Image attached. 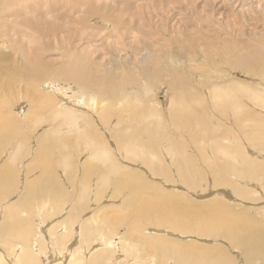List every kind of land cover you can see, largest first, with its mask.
Instances as JSON below:
<instances>
[{
	"label": "bare ground",
	"instance_id": "obj_1",
	"mask_svg": "<svg viewBox=\"0 0 264 264\" xmlns=\"http://www.w3.org/2000/svg\"><path fill=\"white\" fill-rule=\"evenodd\" d=\"M93 1V0H92ZM92 1L90 0H0V61H4V63L0 64V92L3 93V89L6 86L3 82L5 81V77L9 78V92L7 93V96H4L3 98H5V100H2L3 98L0 99V106H2V108H0V112L2 111V109L6 110L8 112H11V116H12V110L15 107L14 101L16 102L15 99H18L19 97L22 98H28L30 96V92H29V96L25 97V93L18 91V89L16 90L14 86L11 85V81L14 78V76H17L18 78H20L21 80H27L29 78L33 79V82L35 83V85L33 86V96L36 95L38 97H40L43 102L48 105V106H52L54 107V104L57 106V110L58 108H60L59 111H56L55 113V118H58L59 116H62V118L64 119L63 122L67 121L69 123V126L67 127L68 132H73V126L74 125H79V119L81 118V116H87L86 111L83 110V106H86L87 104L93 108L94 104L96 103L94 98H91L90 101L88 99V97H86V94L80 96L78 99L73 98L71 96L69 97H63V94H65L66 92L64 91V85H61V82H56V81H52L50 83L46 82L43 85H45V89L46 91H41V89H38V85L45 81H47L48 78H53L54 76H56V72L58 71V69L52 70L50 67V63L51 61L55 62V60L57 58H54L53 55H56V51L58 47H56V51L53 50L51 48V46L49 47H44V41L43 38L41 36L42 33L44 32H50V33H58L59 37L61 40L60 41H55L57 42V44L61 47L63 44L62 39H64L65 37V33H67L68 35H73L72 39H68V40H72L70 43L68 42L67 46L65 47V49L67 50V52H65V50L61 49V54H67L69 56L68 60L64 62V64L61 66V72L63 75V77H60L63 80H70L73 83L76 84L75 88H81V89H93L94 92L97 95H101V93H103L105 90L109 91L111 90L114 95L111 99L106 98V97H100L98 98L99 102L98 105L96 104V107H101L104 104L108 105H112V106H124L126 104H128V99L129 97L127 96H131L132 92L128 93V91H135L137 93L142 94L141 92L146 90L148 92H150V89L152 90V81L154 79V70L155 69H148L146 68V66H148L151 63V59L152 56L155 55V52L158 50L155 48L159 45H162L161 47H163V43L165 42L164 39L162 38H158L157 36H155L154 40H151L152 38H150V41H147V38L145 40H139L138 36L141 37H146L149 35H153L154 31L155 33L159 32V28L160 23H159V16L163 15V12L165 14L171 13L170 16H166L167 19L172 20V30L174 32V27L175 25H177V28H180L179 26L181 25V20L179 21L180 25L178 24V21L176 20V15H177V11H181V15L183 14V18L186 17L187 20L186 22L182 25L186 28L188 33L191 26H189V22H191L192 18L190 17L192 14V11H190L191 13L187 12V10L190 8H195L196 10V5L195 3L197 2V0H113L116 2V5H113L111 7H104V6H100V5H96L93 6V4H89ZM97 1L96 4H100V2L104 1V0H95ZM105 1H109V0H105ZM146 1V3H144ZM147 1H149V3H147ZM151 1V2H150ZM207 2V4H210V7H207V10H209L211 8V11L208 12V14L210 13L212 21H214L213 23L211 21L206 22L207 24H201L199 21V23L201 24V26H197L198 22H196L197 25H194L195 28L199 27L203 30L202 26L208 27V29H212V30H218V35L213 36L214 41L217 42L218 39L221 42V46L228 48V49H233L236 50V54L235 55L233 53L232 56L230 53H225L223 58L225 59L224 62H227L228 64H230L232 67H239L240 65H244L247 66L248 64H251L253 62L251 61H255L256 59H263L264 58V0H205ZM94 2V1H93ZM141 2H143L144 4H148L149 8V16H145L143 15V12L140 10V6H141ZM198 2H200L198 0ZM203 2V1H201ZM200 2V3H201ZM205 2V3H206ZM111 3V2H110ZM202 4V3H201ZM64 5V6H63ZM91 5V6H90ZM98 6L101 9H97ZM107 6H109V4H107ZM113 9H110L112 7H114ZM64 7L65 10H63L62 8ZM87 8L86 12L83 13H87V15L92 16L94 18V14H98L100 15L102 18H96L94 20H97L98 24H95L97 26V28H99L102 32L104 30H108V28L110 27L113 30H109L111 31H115L113 36V42H111L110 44V49L108 51H106L105 47H99V48H95L92 47L89 42L85 43L84 46L81 45L78 46L74 45L73 43L76 44L77 39L76 36L80 31V35H82L85 31H87L88 29L92 30L94 29V27H92L89 23H91V21L89 22L87 15H84L76 20L75 18L71 17L75 14V13H79L80 8ZM147 7V6H146ZM199 8V7H197ZM61 9L63 11H61ZM98 11H95V10ZM204 9V8H203ZM202 8L200 10H203ZM104 10V11H103ZM188 10V11H189ZM192 10V9H191ZM244 10L248 13V16H253L252 20L253 21V28H241V24L238 26L236 25L237 21L234 19H228V17H232V18H240L238 17L239 15H242L244 13ZM194 11V10H193ZM70 12V16L69 13ZM196 13H198L197 11H195ZM213 12V13H212ZM179 14V13H178ZM205 14V13H204ZM203 14V16H204ZM223 14L224 16L222 17V21H216L215 18H218L217 15ZM78 15V14H77ZM207 15V14H206ZM244 17V15H242ZM179 17V16H178ZM193 17V15H192ZM260 18V21L258 20V18ZM181 18V17H180ZM194 18V17H193ZM208 18V17H206ZM220 18V17H219ZM254 18V19H253ZM71 19V20H70ZM164 19V18H163ZM185 19V18H184ZM210 19V17H209ZM214 19V20H213ZM248 19V18H247ZM251 19V18H250ZM249 19V20H250ZM176 20V22H175ZM197 20V19H196ZM223 20H226V23H222L224 22ZM239 20V19H238ZM93 21V19H92ZM169 21V20H168ZM193 21V20H192ZM236 21V23H235ZM251 21V20H250ZM176 23V24H175ZM195 23V21H194ZM193 24V22H192ZM191 24V25H192ZM224 24V25H222ZM247 24V23H246ZM72 27V29L70 28V26ZM225 25H230V26H235L237 27V29L235 30H231L232 28H230V26H228L227 28H224L225 30L222 31V26ZM248 25V24H247ZM86 26V27H85ZM109 26V27H108ZM157 26L159 27L158 29ZM164 26V24H163ZM183 26L181 28H183ZM193 26V27H194ZM77 27V28H76ZM249 27V26H248ZM87 28V29H86ZM230 28V29H228ZM207 29V28H206ZM88 30V32H89ZM98 30V29H97ZM96 30V31H97ZM156 30L158 32H156ZM194 30V29H193ZM199 30V29H198ZM166 31V29H165ZM179 32L181 31L180 29L178 30ZM182 31H184L182 29ZM181 31V32H182ZM185 31V32H187ZM222 31V32H221ZM248 31V32H247ZM95 32V31H94ZM99 32V31H98ZM97 32V33H98ZM192 32V31H190ZM211 31L209 30V33ZM108 33V32H107ZM105 36L106 41L111 39V35H107ZM162 33V32H161ZM167 33V32H166ZM174 33H178L177 30ZM182 32V37L180 35L175 34L174 37H171L172 40L174 41L172 45V47H177V48H181L183 49V52L181 53L179 50L175 52H172L171 56L172 57H176L178 55H181L182 58L185 57V42L188 44V46H191L192 43H194V39L191 38V36L187 35V33ZM208 33V32H207ZM205 33V34H207ZM101 34V33H100ZM117 34L119 35V37L117 36ZM168 34V33H167ZM192 34V33H191ZM222 34V36H221ZM249 34V35H248ZM48 35V34H47ZM89 35V34H88ZM99 35V34H98ZM187 35V36H186ZM199 35V34H198ZM84 37V35H82ZM86 36V35H85ZM162 36V35H161ZM219 36V37H218ZM71 37V36H70ZM154 37V36H153ZM163 37V36H162ZM198 37V36H196ZM204 37V35H202V38ZM100 38V37H99ZM169 38V37H168ZM194 38V36H193ZM209 38V37H208ZM212 38V39H213ZM53 39V38H52ZM66 39V38H65ZM198 39V38H197ZM204 39V38H203ZM39 40L42 42L39 43ZM102 40V39H101ZM149 40V39H148ZM211 40V39H210ZM233 40H235L234 42H238V44L233 45ZM53 41V40H52ZM66 41V40H64ZM74 41V42H73ZM83 41V40H82ZM164 41V42H163ZM168 41V40H167ZM198 41V40H197ZM48 42H50L48 40ZM96 42V41H95ZM94 42V43H95ZM213 42V41H212ZM212 42H208V44H211ZM33 43H38L41 44V46H35ZM67 42H65L66 44ZM171 43V42H170ZM199 44V42H197ZM196 43V44H197ZM218 43V42H217ZM216 43V44H217ZM242 45H240V44ZM52 44V43H51ZM81 44V43H80ZM79 44V45H80ZM92 44V43H91ZM200 44L205 47L206 43L202 40L200 41ZM215 44V46H217ZM50 45V44H48ZM97 45V44H96ZM99 45V44H98ZM214 45V44H213ZM237 45H240L241 48L243 47H254L255 46V50H249L248 51H243L240 50ZM47 46V45H46ZM104 46V44H103ZM199 46V45H198ZM108 47V46H107ZM171 47V48H172ZM214 47V46H213ZM158 48V47H157ZM166 48V47H164ZM164 48L162 50H164ZM201 48V47H199ZM214 48H218V47H214ZM173 49V48H172ZM195 49V48H193ZM208 49V48H206ZM224 49V48H223ZM200 50V49H199ZM218 50V49H217ZM229 50V51H231ZM161 51V50H160ZM170 51V49H169ZM201 51V50H200ZM204 51V50H203ZM206 51V50H205ZM216 51V50H214ZM222 51L221 49H219V51L216 52V55L219 57H222ZM91 52H98V54L104 55L103 57H98V58H92L90 60H88V58L90 57L88 54V57L86 56L87 53ZM101 52V53H99ZM159 52V51H158ZM213 52V51H212ZM211 52V53H212ZM233 52V51H232ZM167 53V52H166ZM205 53V52H203ZM215 53V52H214ZM59 54V52L57 53ZM59 54V56L61 55ZM95 54V53H94ZM93 53L91 54L94 55ZM160 54V53H159ZM165 54V52H164ZM194 54V53H193ZM206 54V53H205ZM208 54V53H207ZM213 54V53H212ZM209 55V54H208ZM67 56V57H68ZM80 56V57H79ZM84 56H86L84 58ZM156 56V55H155ZM165 56V55H164ZM169 56V55H168ZM206 56V55H205ZM82 57V58H81ZM167 56H165L166 58ZM187 57V56H186ZM208 57V56H207ZM211 57V56H210ZM66 58V57H65ZM85 59V60H83ZM160 59V60H159ZM162 58H158L159 62L161 61ZM62 60V57H61ZM65 60V59H64ZM5 61L7 63H5ZM87 61H92V63L94 64L93 69H90L88 71V64ZM165 61H167L165 59ZM196 61V60H195ZM60 62V61H58ZM129 63V65H127ZM149 63L144 65L145 63ZM156 61H154L155 63ZM164 62V61H163ZM251 62V63H248ZM248 63V64H247ZM163 64V63H162ZM257 64V63H256ZM255 64V65H256ZM87 65V66H86ZM152 65V63H151ZM156 65V64H154ZM259 65V64H258ZM257 65V66H258ZM91 66V65H90ZM89 66V67H90ZM161 66V65H160ZM189 66V65H187ZM191 66H194V64ZM253 68V65H250V68ZM92 67V66H91ZM146 69H145V68ZM206 67V66H204ZM141 68V69H138ZM157 68V67H156ZM164 68V67H162ZM190 68V66H189ZM192 68V67H191ZM195 68V67H193ZM240 68V67H239ZM135 69H137V72L139 73L140 77H137L136 79L133 78L132 76L129 75L130 71H134ZM207 69V67H206ZM244 69V68H243ZM248 69V68H247ZM116 70H121V72H125V74H121V73H115ZM147 71L148 77L147 79H149V82H146L144 80V76L147 75L145 74V72ZM164 70V69H163ZM191 70V69H190ZM197 70V69H196ZM246 70V68H245ZM136 71V70H135ZM206 71V70H205ZM242 71V70H240ZM248 71V70H247ZM166 72V71H165ZM168 72V71H167ZM166 72V73H167ZM203 72V71H202ZM208 72V71H207ZM249 72V71H248ZM50 73H53L55 75L53 76H47ZM58 73V72H57ZM161 73L163 74L162 70H157V74ZM206 73V72H205ZM254 73V72H253ZM133 74V73H132ZM156 74V75H157ZM165 74V73H164ZM169 74V75H168ZM168 76H170L169 81L167 80L166 82V88L167 91H169L170 93V97L174 99V95L172 92L177 91L178 95L180 94L181 96L184 94H188L189 98L191 99L190 104H193V98L194 95L193 93H195L196 91L199 90L198 87H196L194 84H199L200 82H196L194 81L193 77L190 75V77H187V79L185 78V72L184 71H179L178 73H176V71H170L168 72ZM209 74V73H208ZM59 75V74H58ZM57 75V77H58ZM69 75L71 77H69ZM138 75V76H139ZM189 75V74H188ZM227 75V74H226ZM251 75V74H250ZM254 75V74H253ZM256 75V74H255ZM88 76V77H87ZM135 76V75H134ZM211 76V75H209ZM214 76V74H213ZM223 76V74H222ZM221 76V77H222ZM68 77V78H65ZM87 77V78H84ZM128 77V78H127ZM157 77V76H156ZM155 77V78H156ZM208 77V76H207ZM7 78V79H8ZM122 79V82H121ZM165 79V78H164ZM16 80V79H15ZM52 80V79H51ZM157 80V79H155ZM166 80V79H165ZM179 81V83L176 82ZM184 80V81H183ZM255 80V79H253ZM14 81V80H13ZM18 81V80H17ZM59 81V80H58ZM107 82L111 88L109 86L104 85V82ZM192 81H194L192 83ZM259 81V80H258ZM23 82V81H22ZM32 82V81H31ZM31 82H27L26 84V88H29V86H32ZM119 82H121V84H119ZM227 82V81H225ZM230 82V81H229ZM248 82V81H247ZM257 82V80H256ZM17 83V82H16ZM69 83V82H68ZM189 84L187 86V84ZM238 83V82H237ZM235 82V84H237ZM74 84V85H75ZM224 85V83H222ZM264 84V83H263ZM165 85V84H164ZM176 85H179L176 87ZM18 86V84H17ZM134 86V87H131ZM215 86V85H214ZM213 86V87H214ZM218 86V85H216ZM219 86L221 87V85L219 84ZM44 87V86H43ZM70 87V86H69ZM126 87H131V88H126ZM223 87V86H222ZM234 87V86H233ZM232 87V89H233ZM236 87V86H235ZM247 87V86H246ZM6 88V87H5ZM22 88V87H21ZM25 88V89H26ZM72 88V87H70ZM133 88V89H132ZM206 88V87H205ZM218 88V87H217ZM238 88V87H237ZM32 90V88H30ZM222 89V88H221ZM229 89V88H228ZM240 89V88H239ZM40 90V91H39ZM220 90V89H219ZM231 90V89H229ZM76 91V90H75ZM85 91V90H84ZM154 92V90H152ZM216 91V90H215ZM221 91V90H220ZM227 91V90H226ZM32 92V91H31ZM239 92V91H237ZM20 93V94H19ZM28 93V92H27ZM168 93V94H169ZM199 93V92H198ZM204 93V92H203ZM216 93V92H215ZM73 94V93H72ZM71 94V95H72ZM207 94H209L207 92ZM218 94V93H217ZM228 94V93H227ZM231 94V93H230ZM236 94V93H235ZM261 94H264V92L262 91ZM1 95V94H0ZM28 95V94H26ZM32 95V94H31ZM89 95V94H87ZM139 95V94H138ZM179 95V96H180ZM193 95V96H192ZM229 95V94H228ZM241 95V94H239ZM74 96V95H73ZM108 96V95H107ZM185 96V95H184ZM201 96V95H200ZM226 96V95H225ZM236 96V95H235ZM260 96V97H259ZM91 97V96H90ZM214 97V96H213ZM220 97V96H219ZM222 97V96H221ZM229 97V96H227ZM259 97L258 101H261L264 103V98L261 97V95L255 93V98ZM264 97V96H263ZM20 98V99H22ZM30 98V97H29ZM105 98V99H104ZM116 99L117 105H113V99ZM136 98V97H135ZM134 98V99H135ZM143 98V97H142ZM177 98V97H176ZM175 98V99H176ZM184 99V97H182ZM199 98V97H198ZM206 98V97H205ZM236 100V97H234ZM100 99H104L106 101H102ZM167 99V98H166ZM178 99V98H177ZM176 99V100H177ZM202 99V98H201ZM208 99V98H207ZM218 99V98H217ZM224 99V98H221ZM219 99V100H221ZM229 99V98H228ZM227 99V100H228ZM232 99V98H231ZM19 100V99H18ZM31 100V98H30ZM29 100V101H30ZM63 100V102H62ZM133 100V99H132ZM188 101V99H186ZM199 99H197L198 101ZM203 100V99H202ZM230 100V99H229ZM144 101V100H143ZM165 101V98H163V102ZM201 101V100H199ZM231 101V100H230ZM20 102V101H19ZM31 102V101H30ZM133 102V101H132ZM142 102V101H140ZM163 102H161V104H163ZM194 102V101H193ZM202 102V101H201ZM232 102V101H231ZM260 102V103H261ZM18 103V101H17ZM40 103V102H39ZM42 103V102H41ZM79 103H83V106H80ZM145 103V101H144ZM153 103V102H152ZM169 103H171L170 105H172L173 101H170ZM175 103V102H174ZM177 103V102H176ZM182 103V102H181ZM196 103V101H195ZM200 103V102H199ZM218 103V102H217ZM228 103V102H226ZM259 103V102H258ZM14 104V105H13ZM36 103L34 102V105ZM38 104V102H37ZM157 104L160 103H153V105H155L153 108L155 110H158L159 114L156 116V118L162 119L163 123H166L167 120L169 122H167L168 124H176V119L172 118L171 116V112L167 111V109L162 110L161 108H159V106ZM179 105L180 102L178 103ZM188 104V103H187ZM210 104V103H209ZM262 104V103H261ZM13 105V106H12ZM28 105V104H27ZM44 105V104H43ZM42 105V106H43ZM194 105V104H193ZM201 105V104H200ZM256 105V104H255ZM258 105V104H257ZM19 106H23V104H19ZM17 106V107H19ZM25 106V105H24ZM32 106V105H31ZM39 106V105H38ZM56 106L54 108H56ZM145 106V105H144ZM143 106V107H144ZM183 106V105H182ZM181 106V107H182ZM189 106H187L188 109ZM202 106V105H201ZM226 106L227 105H223ZM259 106V105H258ZM44 107V106H43ZM74 107H79L78 109H75ZM108 107V106H107ZM138 107V106H137ZM180 107V108H181ZM200 107V106H199ZM204 107V106H203ZM206 107V106H205ZM46 108V106L44 107ZM52 108V109H54ZM186 108V107H184ZM186 108V109H187ZM202 108V107H200ZM228 108V107H227ZM260 108V106H259ZM23 109V108H22ZM27 109V108H25ZM94 109V108H93ZM141 109V108H139ZM226 109V108H224ZM233 110L235 109L232 108ZM245 107L242 108H238L236 110H234L236 112V115L238 116V118H241L240 116L242 114H246V112L244 111ZM10 110V111H9ZM38 110V109H37ZM97 110V109H96ZM205 110V109H204ZM230 110V109H229ZM25 110H19L17 111L16 115L21 117L22 112H24ZM28 111V110H27ZM41 111V110H39ZM51 111V110H49ZM55 111V110H54ZM101 111L103 112V109L101 107ZM107 111V110H106ZM140 111V110H139ZM201 111V109L199 110ZM219 111V110H218ZM232 111V112H234ZM256 111V110H255ZM114 112V111H113ZM143 112V111H142ZM191 116L193 115V111L191 110ZM5 113V114H6ZM88 113V112H87ZM109 113V112H108ZM4 114V112H3ZM24 114V113H23ZM41 114V113H39ZM48 114V113H47ZM104 114V113H103ZM112 114V113H111ZM143 115H145L144 113H142ZM141 114V115H142ZM2 115V114H1ZM0 115V143L4 140H6L8 138H13L16 137L18 134H20L21 131V124L18 122L16 124V117L13 119L15 120V127L13 128V123H12V118L10 116L11 120V125L10 123L7 122V120L5 121L4 117H2ZM10 115V113H9ZM9 115H7L9 117ZM14 115V114H13ZM99 115L100 112H99ZM115 117H116V124H120L121 122H124L125 120L121 117V114L117 111L116 113H114ZM148 115V113H147ZM153 115V114H152ZM216 115V114H215ZM31 115H29V118L32 119L30 117ZM33 116L36 117V115L33 114ZM182 116V115H181ZM186 116V115H185ZM24 117V115H23ZM34 117V120H35ZM46 117V116H45ZM44 117V118H45ZM175 117V116H174ZM187 117V116H186ZM223 117V116H222ZM7 118V117H6ZM41 118V117H40ZM40 118L38 119L40 121ZM47 118V117H46ZM60 118V117H59ZM61 118V119H62ZM102 118V117H100ZM177 118V117H176ZM192 118V117H191ZM195 118V115L194 117ZM202 118V117H201ZM207 118V117H206ZM233 118V116L231 117ZM18 119V118H17ZM24 119V118H23ZM26 120H28L27 118H25ZM87 119V118H85ZM114 119V118H113ZM112 119V120H113ZM179 119V118H178ZM177 119V120H178ZM246 119V117L244 118ZM250 119V118H249ZM248 119V120H249ZM26 120H24L26 122ZM37 118L35 120V124L37 123L36 121H38ZM43 120V119H42ZM142 120V119H141ZM140 120V121H141ZM148 120V119H147ZM189 120V119H188ZM219 120V118L217 119ZM228 120V119H227ZM247 119L245 121H248ZM19 121V119H18ZM23 121V122H24ZM38 121V122H39ZM155 121V120H154ZM182 121H185L184 119ZM200 121V120H198ZM221 121V120H219ZM238 121V120H237ZM242 121V120H241ZM261 121V119H260ZM21 122V121H20ZM28 122V121H27ZM30 122V120H29ZM53 122V121H52ZM55 122V121H54ZM60 122V121H59ZM89 122V121H87ZM134 122V121H133ZM157 122V121H156ZM187 122V121H186ZM22 123V122H21ZM31 123V122H30ZM29 123V124H30ZM40 123V122H39ZM140 123V122H138ZM137 123V124H138ZM179 123V122H178ZM183 123V122H182ZM191 123V122H190ZM243 123V122H242ZM247 123V122H246ZM252 123V122H250ZM33 124V121H32ZM33 124V127L34 125ZM92 124V123H90ZM106 124V123H105ZM112 124V123H111ZM142 124V123H141ZM140 124V125H141ZM157 124V123H156ZM186 124V123H185ZM183 123V126L185 125ZM239 124V123H238ZM253 124V123H252ZM251 124V125H252ZM263 124V123H262ZM37 125V124H36ZM159 125V124H158ZM164 125V124H163ZM162 125V126H163ZM169 125V126H170ZM234 125V124H233ZM248 125V124H247ZM254 127L256 126L255 124H253ZM259 125V124H258ZM4 126L5 129L6 127H9V129H11L12 131L15 130V134L14 132L12 133L11 130L9 131L8 129L4 130ZM11 126V128H10ZM28 126V125H27ZM41 126V124H40ZM56 126V125H55ZM103 126V125H102ZM107 126V125H106ZM151 126V124H150ZM192 126V124H191ZM190 126V127H191ZM197 126V125H196ZM227 126V125H226ZM250 126V124H249ZM264 126V125H263ZM23 127V125H22ZM51 127V126H50ZM49 127V128H50ZM65 127V126H63ZM99 127V126H97ZM144 127V126H143ZM165 127V126H164ZM175 127V126H174ZM198 127V126H197ZM240 127H244L243 124L240 125ZM251 127V126H250ZM260 127V126H259ZM258 127V128H259ZM26 128V127H25ZM32 127H30L31 129ZM39 128V127H38ZM81 128V127H80ZM78 127V129H80ZM84 128V127H83ZM91 128V127H90ZM105 128V127H104ZM115 129V127H113ZM149 128V127H148ZM161 128V127H160ZM163 128V127H162ZM171 128V127H169ZM178 128V126L176 127ZM223 128V127H222ZM249 128L248 126H246V129ZM56 129V128H55ZM61 129V128H60ZM111 129V128H110ZM122 129V128H121ZM183 129V128H182ZM188 129V128H187ZM201 129V128H200ZM207 129V128H206ZM205 129V130H206ZM232 129V128H231ZM252 129V128H251ZM257 129V128H256ZM260 129V128H259ZM33 130V129H31ZM48 130V129H47ZM63 130V129H62ZM90 130V129H89ZM175 130V129H174ZM172 130V131H174ZM193 130V129H191ZM195 130H197V128H195ZM203 130V129H201ZM209 130V129H208ZM230 130V128H229ZM243 130V129H242ZM253 130V129H252ZM162 131V129H161ZM228 131V130H227ZM237 131V130H236ZM245 131V130H244ZM260 131V130H259ZM53 132V131H52ZM51 132V133H52ZM80 133L82 132V129H80L79 131ZM85 132V130H84ZM82 132V133H84ZM108 132V131H107ZM127 132V131H126ZM131 132V131H130ZM239 132V131H238ZM243 132V131H241ZM240 132V133H241ZM249 132V131H248ZM43 135L42 137L40 136L39 139H44L46 137V133L47 132H42ZM41 133V134H42ZM54 133V132H53ZM60 133V132H59ZM87 133V131L85 132ZM92 133V132H91ZM95 133V132H94ZM116 133V132H115ZM119 133V132H118ZM117 135H111V137H114L115 139L118 140H122L123 136L118 134ZM123 133V132H122ZM173 133V132H172ZM177 133V132H176ZM182 133V131H181ZM192 133V132H191ZM255 133V132H254ZM72 134V133H71ZM70 134V135H71ZM78 134V133H76ZM96 134V133H95ZM126 134V133H125ZM141 134V133H139ZM145 134V133H143ZM159 134V133H158ZM22 135V134H20ZM38 135V134H37ZM36 135V136H37ZM49 135V134H48ZM52 135V134H50ZM55 135V134H53ZM59 135V134H58ZM66 135V134H64ZM81 135V134H80ZM136 135V134H135ZM161 134H159L160 137ZM186 135V133H185ZM189 135V134H188ZM19 136V135H18ZM24 135H22L21 137L23 138ZM62 136V135H61ZM168 136V135H167ZM171 136V135H170ZM233 136V135H232ZM241 136V135H240ZM244 136H246L244 134ZM250 136V135H249ZM260 136V135H259ZM34 137V136H33ZM38 137V136H37ZM37 137H35V140L37 139ZM51 137V136H50ZM71 137V136H70ZM81 137V136H80ZM128 137V136H127ZM176 137V136H175ZM183 136H181L182 138ZM206 137V136H205ZM204 137V138H205ZM235 137V136H234ZM237 138L239 137L238 135L236 136ZM251 137V136H250ZM21 138V140H22ZM26 138V137H25ZM48 138V137H47ZM61 138V137H60ZM68 138V137H67ZM94 138V137H93ZM97 138L101 139L103 144H107V141H104L100 131L97 129ZM126 138V137H125ZM130 138V135H129ZM138 138V136H137ZM147 138V137H146ZM177 138V137H176ZM201 138V137H199ZM208 138V136H207ZM245 138V137H244ZM63 139V137H62ZM66 139V138H65ZM76 139V138H75ZM83 139V138H82ZM114 139V140H115ZM161 139V138H159ZM247 139V138H245ZM254 139V138H253ZM25 140V139H24ZM60 140V139H59ZM141 140V139H140ZM163 141V139H161ZM182 140V139H181ZM184 140V139H183ZM188 140V139H187ZM233 140V139H232ZM231 140V141H232ZM257 140V139H256ZM16 141V140H15ZM20 140H17L16 142H19ZM38 141V139H37ZM69 141V140H68ZM76 141V140H71ZM79 141V140H78ZM91 141V140H90ZM132 141V140H131ZM136 140H134L135 142ZM154 141H157L154 140ZM178 141V140H177ZM193 141V140H191ZM28 142V141H27ZM36 142V141H35ZM88 142V141H87ZM110 143H112V141H109ZM119 142V141H118ZM145 142V141H144ZM153 142V141H152ZM159 142V141H158ZM166 142V140H165ZM184 142L186 144V141H181ZM180 142V143H181ZM195 142V140H194ZM197 142V141H196ZM241 142V141H240ZM253 142V141H252ZM262 142V141H261ZM264 142V141H263ZM262 142V143H263ZM29 143V142H28ZM39 143V142H38ZM44 143V142H42ZM56 143V142H55ZM71 143V142H70ZM75 143V142H74ZM73 143V144H74ZM121 143V142H120ZM154 143V142H153ZM179 143V144H180ZM205 143V142H204ZM214 143V142H213ZM228 143V141H227ZM239 143V142H238ZM8 144V143H6ZM47 144V143H46ZM64 145L65 147H63V149H67V147H69L70 145L68 144V142H61V145ZM85 144V143H84ZM132 144V143H131ZM130 144V145H131ZM136 144V143H135ZM151 144V143H150ZM171 144V142L169 143V145ZM194 144V143H193ZM203 144V143H202ZM201 144V145H202ZM211 144V143H210ZM240 144V143H239ZM255 144V143H254ZM258 144V143H257ZM264 144V143H263ZM1 145V144H0ZM3 145V144H2ZM5 145V144H4ZM20 143H16L14 145V148L11 149L10 151L8 150L5 154H3L1 160H0V207H2V212L3 215L0 216L4 222H11L14 224H9L7 226H5V229L2 230V233L0 235V264H38L37 261V257L36 255H33L35 253H30L29 251H26V248H30L31 245H33L32 242L33 241V237H35V232L38 231L36 229H38V226H41V231L45 228V226L41 223L35 222V223H30L32 222V220L30 221L28 219V214L26 215V218L23 217L22 215L18 214L19 212H21L22 208H26L28 210H30V214L31 215V209L33 208L34 205V201L37 198H40L41 196H47L44 192H48L51 193L49 196V199L52 200V204L55 207V202L53 201L54 198L56 197H60V198H66L69 197L67 196L68 193L66 192L67 190L62 189V184H61V177L59 176L60 174L57 172V167L60 166L61 169H63L62 171L64 172L63 174H71L73 173V167H74V160L72 159L71 155L68 156H63L62 153L60 156L58 157H53V155H49V151L48 149H43L42 152L38 155L37 159L33 162H29L27 164H23L25 161H27V159L22 162L21 164V169H17V163L13 164L12 162H14V158L15 161L23 158L22 154H18V149H20V147L23 149L22 146H20ZM34 145V144H33ZM38 146V144H36ZM45 145V144H42ZM58 145V144H56ZM62 145V146H63ZM117 145V144H116ZM140 145V144H138ZM143 145V144H142ZM153 145V144H152ZM173 145V144H172ZM191 145V144H190ZM205 145H207L205 143ZM253 145V144H252ZM24 146V145H23ZM35 146V145H34ZM41 146V145H40ZM89 146V145H88ZM188 146V143H187ZM192 146V145H191ZM204 146V145H203ZM213 146V145H212ZM223 146V145H222ZM226 146V145H225ZM251 146V143H250ZM264 147V145H262ZM7 147V146H5ZM5 147H0V148H4V152H5ZM28 147V146H26ZM39 147V146H38ZM53 147V146H52ZM107 147V146H106ZM147 147V146H146ZM159 147H161L159 145ZM193 147V146H192ZM198 147V146H197ZM196 147V148H197ZM205 147V146H204ZM244 147V146H243ZM29 148V147H28ZM37 147H35L34 149H36ZM40 148V147H39ZM44 148H46L44 146ZM92 148V147H91ZM93 148H95V146H93ZM112 148V147H111ZM120 148L125 150V154L131 153L134 155H141L144 156V153L142 152H135V150H133L132 152H129V148L127 144H120ZM218 148V147H217ZM262 148V147H261ZM260 148V149H261ZM1 149V150H2ZM8 149V148H7ZM33 149V150H34ZM38 149V148H37ZM64 149V150H65ZM84 149V148H83ZM96 149V148H95ZM132 149V148H131ZM146 149V148H145ZM194 149V148H193ZM198 149V148H197ZM259 149V147L257 148ZM28 150V149H27ZM30 150V149H29ZM32 150V153H33ZM53 150V148H52ZM115 150V149H114ZM209 150V149H207ZM216 150V154L217 157H222L221 153H223V149L221 150V153L218 149ZM263 150V149H262ZM39 151V150H38ZM67 151V150H66ZM65 151V152H66ZM77 151V150H76ZM112 151V150H111ZM111 151H107V149L105 150L104 148H101L99 150H97L96 152H98V159L99 161L103 162H108L109 161V167L110 171L113 172L115 175H117L118 180L116 181V185L114 187L113 190V196H115L117 198V195H122V191L126 188H129V191L127 189V191L129 192V194L125 195L123 197V203L125 204L126 211H124L125 213L127 212L128 215L127 217H129L128 221L130 222L129 224V229L127 228V231L129 233H136L137 235L141 233V242H144V245L147 246V249L150 250L151 252L149 258L151 261H149V263L152 264H158L161 260H163V264H171V261L168 259V255L170 257L173 258L175 264H190L191 262H194L195 264H235V259L232 258L230 255H228L224 249H222L221 244H214V245H203V243H201L202 245H198L195 241L193 242H188V238H185L187 241H176L178 239H169L168 236L171 235L170 232H167L166 230H162V229H155L152 228L151 232H148L149 229H151L150 227H148V225H159L157 227L160 228L161 225L164 226V228H166L165 226H170L172 227V229H176V230H181V231H187V230H191L194 229V232L196 235H198L199 237L201 236H209L213 237V238H222V235L224 237L227 238V240L230 241L232 246H237L238 248L241 249L242 255L245 261L248 262H252L254 264V262L256 260L260 261L261 263H264V221L262 220H258L256 218H254L253 216H251V213L249 215V213L245 212L244 210H236L235 206L238 203H234V204H230L228 203L230 200L235 199L236 202H239V199H242L243 201L240 200V203H242L244 206H249V203L244 202V200H248V201H252L253 197L251 196V191L248 189V186L245 185H239L241 181L236 182L235 180L237 179H232L231 177H229L225 172H224V167H226L225 165H227V162L225 164H222V162H219V159L215 158L214 156L209 157L212 159H203V155L201 156L202 158V162L207 165V167L209 168V170L216 174V176H219V182L218 184H226L230 190H226L223 189L224 192H222L221 190H217V191H211L205 194H201V195H196V194H192V191L195 192V190L199 187L197 185L196 180H194L193 178H195V176L192 178V176L188 175L187 173V168L189 167L188 164V160L183 156H179V158L177 159V161H175V157H171L174 159H172V162H174V166L170 165L168 163V168L173 171V173L175 175H177L178 177V182H181L183 184L184 189H186V193H175L173 190H169V189H165L164 188H159L158 184L157 187L154 186L153 184L155 183H151L147 180L151 179L153 180L152 176L153 175H162L163 178L168 179L169 178V172L167 171V167L164 165L162 159L160 158V156L158 155H150V156H145L143 157V163L145 165H139L138 167H140L141 169H145L146 171V176H140L138 175V173H136L134 170L128 168V166L125 165H119L115 162L110 161V157L112 156V152ZM172 151V150H171ZM177 151V150H176ZM175 151V152H176ZM189 151V150H188ZM186 151V152H188ZM191 151V150H190ZM211 151V150H209ZM245 151V150H244ZM1 152V151H0ZM29 152V151H28ZM27 152V155H28ZM37 152V151H36ZM111 152V155H109V153ZM121 152V151H120ZM181 152V151H180ZM179 152V153H180ZM185 152V151H184ZM194 152V151H193ZM192 152V153H193ZM257 152V151H256ZM23 153V152H22ZM39 153V152H38ZM54 153V152H53ZM82 153V152H81ZM86 153V152H85ZM91 153V152H90ZM95 153V152H94ZM178 153V152H177ZM176 153V154H177ZM201 152L199 151V154ZM213 153V152H212ZM260 153V152H259ZM35 154V153H34ZM60 154V153H59ZM69 154V153H68ZM83 154V153H82ZM119 154V152L117 153ZM174 154V153H173ZM203 154V153H202ZM211 154V153H210ZM230 154V153H229ZM26 155V154H25ZM122 157L124 158V153L121 152ZM257 155V154H256ZM255 155V156H256ZM29 156V155H28ZM93 155H91L92 157ZM167 156V155H166ZM230 156V155H229ZM228 156V157H229ZM95 157V155H94ZM115 158V156H112ZM242 158L239 160L241 162V164L239 162H237L235 160L236 156L232 157V159H234L237 163H239V166L232 165V164H228V167L230 169H233L232 171H236V175H240V177L244 178H248V180H252V179H262V177H264V174H260V172H262L264 170V160L258 161L256 159H252L250 156L246 157L245 154H243V156H241ZM36 157L34 155L31 156L30 160H34ZM230 158V157H229ZM91 159V158H90ZM259 159V158H257ZM54 160H58V163ZM117 161L119 159H116ZM115 160V161H116ZM137 159H135L136 161ZM195 160V159H194ZM92 161V160H91ZM170 160H168L167 162H169ZM188 161V162H187ZM197 161V160H195ZM194 161V162H195ZM95 162V161H92ZM120 162V161H119ZM132 162V161H131ZM134 162V160H133ZM132 162V163H133ZM166 162V161H165ZM98 163V162H97ZM122 163V162H121ZM139 163V162H138ZM192 163V162H191ZM82 164V163H81ZM83 167H82V172L85 171L86 169V165H85V160L83 161ZM91 165V164H90ZM98 165V164H97ZM104 165V164H103ZM134 165V164H133ZM138 165V164H137ZM94 166V165H93ZM96 166V164H95ZM107 166V165H106ZM135 166V165H134ZM5 167H7L9 170H7V172H10L11 169L12 171L16 170L18 171L17 173H23L24 175L28 176L30 174V172H32L34 169H40V171L36 174V176L33 174V172L31 174H33L35 176V178L43 180L45 182H47L48 184H50L49 186L44 183V182H40L39 184V188L38 191L33 189L32 192H29V188L30 186L32 187V185H34L38 180L34 179V177L32 176L31 178H25L23 179V185L19 186V185H15V181H13V179L10 177V175L7 174L6 170L4 169ZM59 167V168H60ZM77 167V166H75ZM98 167V166H97ZM204 167V166H203ZM227 167V168H228ZM239 167H241V169H238ZM79 168V167H78ZM105 168V167H104ZM107 168V169H108ZM196 168V166H195ZM77 170V168H75ZM80 169V168H79ZM92 169V168H91ZM99 169V168H98ZM97 169V170H98ZM103 169V166H102ZM106 169V168H105ZM139 169V168H138ZM223 169V170H222ZM96 170V172H97ZM109 170V169H108ZM106 170V171H108ZM175 170V171H174ZM209 170H206L209 172ZM13 171V172H14ZM35 171V170H34ZM105 171V172H106ZM141 171V170H139ZM201 171V170H200ZM199 171V172H200ZM77 172V171H76ZM87 172V171H86ZM91 173V170L89 171ZM95 172V173H96ZM110 172V173H111ZM176 172V173H175ZM207 172V173H208ZM11 173V172H10ZM16 173V172H15ZM75 173V172H74ZM94 173V171H93ZM108 173V172H107ZM112 173V174H113ZM191 173V172H190ZM263 173V172H262ZM58 174V175H57ZM77 174V173H76ZM79 174V173H78ZM92 174V173H91ZM211 174V173H210ZM230 174V173H229ZM11 175L13 176L14 173H11ZM21 175V174H20ZM74 175V174H73ZM209 175V174H208ZM212 175V174H211ZM210 175V176H211ZM233 175V174H232ZM68 177V175H66ZM77 176V175H76ZM83 176V175H82ZM94 176H96L94 174ZM111 175L106 176L103 175L100 179V183L104 184L102 187L100 186L99 192H101L102 189H105L109 186L110 182L108 180V178H110ZM202 176V175H201ZM204 176V175H203ZM215 176V177H216ZM14 177V176H13ZM154 177V176H153ZM174 177V175H173ZM197 177V176H196ZM214 177V178H215ZM233 177H235L233 175ZM71 178V177H70ZM162 178V179H163ZM200 178V177H199ZM239 178V177H238ZM72 179V178H71ZM82 179H86V178H81L80 181H84ZM111 179V178H110ZM156 179V178H154ZM208 179V178H207ZM242 179V180H243ZM98 180V179H97ZM96 180V181H97ZM203 180V179H202ZM213 180V179H212ZM233 180L235 182H233ZM35 181V182H34ZM72 181V180H71ZM78 181V180H77ZM86 181V180H85ZM156 181V180H155ZM172 181V180H171ZM260 181V180H259ZM34 182V183H33ZM93 182V181H92ZM113 182V179H112ZM157 182V181H156ZM163 182V181H162ZM206 183V181H204ZM209 181H207L208 183ZM222 182V183H220ZM247 182V181H246ZM249 182V181H248ZM253 182V181H250ZM74 183V181H73ZM72 183V184H73ZM83 183V182H82ZM86 183V182H85ZM161 183V182H160ZM164 183V182H163ZM19 184V183H18ZM87 184V183H86ZM84 184V185H86ZM97 184V183H96ZM180 184V183H179ZM217 182L216 180L214 181L213 185H216ZM250 184V183H249ZM36 185L38 186V184L36 183ZM90 185V184H89ZM93 185V184H92ZM163 185V184H162ZM165 185V184H164ZM167 185V184H166ZM35 186V185H34ZM35 186V187H37ZM91 186V185H90ZM96 186V185H95ZM171 186V184H170ZM211 186V185H210ZM209 186V187H210ZM225 186V185H224ZM223 186V187H224ZM252 186V185H251ZM15 187V188H14ZM19 187V188H18ZM29 187V188H28ZM44 187V188H43ZM67 187V186H66ZM112 187V186H111ZM173 187V186H172ZM178 187V186H177ZM201 187V186H200ZM205 187V186H204ZM208 187V186H207ZM254 187L255 190L260 192V196L264 198V185H260L258 186L256 184V182H254ZM34 188V187H33ZM43 188V190L41 189ZM88 188V186H87ZM109 188V187H108ZM213 189V187H211ZM210 188V189H211ZM17 189V190H16ZM54 189V190H53ZM77 189V188H75ZM74 189V190H75ZM86 189V188H84ZM83 189V190H84ZM110 189V188H109ZM174 189V188H173ZM217 189V186H216ZM70 190V189H69ZM90 190V189H89ZM88 190V191H89ZM93 190V189H92ZM90 190V191H92ZM178 190V189H177ZM182 190V189H181ZM252 190V189H251ZM17 191V196H14V192ZM55 191V192H54ZM95 191V190H94ZM98 191V190H97ZM96 191V192H97ZM103 191V190H102ZM198 191V190H197ZM250 191V192H249ZM77 192H80V190H77ZM85 192V191H84ZM193 192V193H194ZM214 192V193H213ZM215 192H219L220 194H222V199L219 198L215 195ZM255 192V191H254ZM258 192V193H259ZM263 192V193H262ZM75 193V194H76ZM105 193V192H104ZM124 193V192H123ZM191 193V194H190ZM107 194V193H106ZM213 194V195H212ZM255 194V193H254ZM119 195V197H120ZM212 195V196H211ZM257 195V194H256ZM52 196V197H51ZM71 196H73V194H71ZM88 196V194H77V196H75V202H72L71 200L67 199V204H69V208L66 210V214H64L65 216L62 218L60 217V219L58 220L61 221V219L64 220V222H66L67 226L69 227L68 231L73 230L71 229L72 224H74V222L78 221V223L80 224V227L82 229L81 233H80V238L82 241H86L87 240V244L90 245V241H88L89 239L92 240V235L95 233V231H97L100 227L98 226H94V224L91 221H96L95 216L87 215V216H92L90 217H85L83 216V214H85V210L86 209V201L89 199H86V197ZM107 196V195H106ZM105 196V197H106ZM193 196V197H191ZM225 196V197H224ZM95 197V196H93ZM101 197V195L99 196ZM109 197V196H108ZM114 197V199L116 200V198ZM118 197V198H119ZM72 198V197H71ZM88 198V197H87ZM90 198V197H89ZM96 198V197H95ZM102 198V197H101ZM100 198V199H101ZM195 198H200L201 200H205V201H198L195 200ZM210 198V199H209ZM228 198V199H227ZM36 199V200H37ZM46 199V198H45ZM59 199V198H58ZM97 199V198H96ZM113 199V200H114ZM122 199V198H121ZM230 199V200H229ZM256 199V197H255ZM260 199V198H259ZM56 200V199H55ZM99 200V198L97 199ZM102 200H104L102 198ZM110 200V199H109ZM61 201H63L61 199ZM101 201V200H99ZM106 201V200H105ZM258 201V200H257ZM256 201V202H257ZM39 202V201H38ZM54 202V203H53ZM235 202V201H234ZM259 202V201H258ZM51 203V202H50ZM62 203V202H60ZM98 203V202H97ZM96 203V204H97ZM116 203V202H115ZM239 203V205H240ZM255 203V201H254ZM262 203V202H261ZM264 203V202H263ZM46 204V203H45ZM43 204V205H45ZM90 204L91 203H88ZM95 204V205H96ZM100 204V203H99ZM104 204V203H103ZM114 204V203H113ZM41 204H39L40 206ZM59 207L62 204H58ZM86 205V206H85ZM94 205V204H93ZM49 204H48V209H49ZM67 206V207H68ZM92 206V205H91ZM42 207V206H41ZM40 207V208H41ZM88 207V206H87ZM90 207V206H89ZM88 207V208H89ZM101 207V206H100ZM238 207V206H237ZM257 207V206H256ZM259 207V206H258ZM263 207V206H262ZM45 208V207H44ZM51 208V207H50ZM57 208V207H56ZM55 208V209H56ZM112 209V207H110ZM120 208H122L120 206ZM241 208V207H238ZM247 208V207H246ZM251 208V207H250ZM264 208V207H263ZM1 209V208H0ZM101 209V208H100ZM35 210V209H34ZM256 210V209H255ZM33 211V210H32ZM57 212H59L61 214V212L63 211L64 213V209L61 210H56ZM61 211V212H60ZM90 211H92V209L90 208ZM97 211V210H95ZM102 211V209H101ZM247 211V210H246ZM250 211V210H249ZM248 211V212H249ZM1 212V211H0ZM37 212V210L35 211ZM49 212V210L47 211ZM56 212V214H58ZM87 212V211H86ZM98 212V211H97ZM108 212V211H107ZM257 212V211H254ZM260 212V211H259ZM33 213V212H32ZM44 213V212H43ZM42 213V214H43ZM55 213V212H54ZM95 213V212H94ZM103 213V212H102ZM101 213V215H102ZM121 213V212H120ZM23 214V213H22ZM51 213L49 212V215ZM55 214V215H56ZM87 214V213H86ZM93 214V212H92ZM256 214V213H255ZM261 214V213H260ZM33 215V214H32ZM35 215V214H34ZM37 215V214H36ZM35 215V216H36ZM45 215V214H44ZM42 215V216H44ZM62 215V214H61ZM105 215V214H103ZM113 215V214H112ZM111 215V216H112ZM118 213L114 214L115 217H117ZM122 214L118 215V217L120 216L122 223H126V216L124 214L125 217L124 221L121 217ZM22 216V217H21ZM51 217H53V215H50ZM123 216V215H122ZM263 216V215H262ZM30 217V216H29ZM38 217V216H37ZM49 217V216H48ZM55 217V216H54ZM257 217V216H256ZM0 218V219H1ZM44 218V217H43ZM47 218V217H46ZM57 218V215L56 217ZM59 218V217H58ZM90 218V219H89ZM99 218V217H98ZM104 217H102L103 219ZM1 219V220H2ZM35 219V218H34ZM52 218H48L49 221H51ZM259 219H261L259 217ZM264 219V218H263ZM2 220V221H3ZM30 222H29V221ZM37 220V219H36ZM44 220V219H42ZM53 220V219H52ZM100 220V218H99ZM105 220V219H104ZM126 220V221H125ZM1 221V222H2ZM41 221V219H40ZM101 222H103L102 220H100ZM106 221V220H105ZM104 221V223H105ZM0 222V223H1ZM34 222V221H33ZM113 222V220H112ZM116 222V221H115ZM114 222V223H115ZM39 223V224H37ZM54 224H58L57 221L53 222ZM77 223V222H76ZM103 223V224H104ZM107 223V222H106ZM124 223V224H125ZM5 224V223H3ZM97 224V223H96ZM165 224V225H164ZM53 225V224H52ZM51 225V226H52ZM54 225V226H56ZM60 224H58L59 226ZM63 225V224H62ZM99 225V223H98ZM3 226V225H2ZM54 226H52L53 228H55ZM74 226V225H73ZM104 225H102L103 227ZM107 226V225H106ZM111 226V225H108ZM118 226V224H117ZM120 226V225H119ZM162 226V227H163ZM51 227V228H52ZM101 227V228H102ZM115 224L113 227L114 228ZM126 227V225H125ZM156 227V228H157ZM1 228V227H0ZM58 228H61V226H59ZM107 231V233L109 232V230H107L106 227H104ZM50 228H48L49 230ZM62 229V228H61ZM65 229V228H64ZM58 233V235L55 237V240L51 239L53 237H48L49 239H51L50 245H52V243L54 242L57 246L60 245V243H62L64 245V243L66 244L65 240H68V238L71 236H68L66 238V233H64L65 231ZM80 229V230H81ZM115 229V228H114ZM119 229V228H118ZM122 229V228H120ZM119 229V230H120ZM36 230V231H35ZM57 230V229H56ZM56 230H50L51 232H56ZM102 230V229H101ZM170 230V229H169ZM168 230V231H169ZM60 231V230H59ZM67 231V232H68ZM100 233V230H98ZM116 231V230H115ZM113 231V232H115ZM126 231V229H125ZM45 231L43 230L42 233H44ZM47 232V231H46ZM45 232V233H46ZM39 233V231H38ZM118 233V232H116ZM148 233V234H147ZM175 233V232H174ZM32 234V235H31ZM52 234V233H51ZM97 234V232L95 233V235ZM110 234V232L108 233ZM114 235H117L115 233H111ZM123 234V233H121ZM126 234V232H125ZM125 234H123L125 236ZM191 234V233H190ZM46 235V234H45ZM74 235V234H73ZM72 235V238H73ZM78 235V234H77ZM93 235V237L95 236ZM100 235V234H99ZM113 235V236H114ZM122 235V236H123ZM129 235V234H128ZM131 235L132 239L134 236ZM129 235V237H130ZM178 235V234H177ZM183 235V234H182ZM30 236V237H29ZM75 236V235H74ZM111 236V235H110ZM139 236V235H138ZM190 236V235H189ZM193 236V234H192ZM40 237V235H39ZM97 237V235H96ZM112 237V236H111ZM116 237V236H115ZM114 237V238H115ZM171 237V236H170ZM205 237V238H206ZM29 238V239H28ZM38 238V237H37ZM35 238V239H37ZM79 238V239H80ZM113 238V237H112ZM121 238V236H120ZM125 238V237H122ZM121 238V239H122ZM174 238V237H173ZM184 238V237H183ZM182 238V239H183ZM197 238V237H195ZM211 238V239H213ZM18 240V244H19V240H22L25 243H29V240H31V245L28 246H24V244L22 246L24 247H20L18 244V246H9L10 242L13 240ZM98 240H96V243L93 245H90L92 247H90V249H88L87 254H89V256L87 254L83 255V259L84 262H86V264H100V260H101V264H104L105 261H107L112 255H114V253H116L114 256L117 255V252L112 253V255L110 257H108V254L110 255L111 253L109 252H113L116 248L115 247H119L120 245V241L118 239H111V238H103L100 237L96 238ZM135 239V238H133ZM192 239V238H191ZM40 240V239H39ZM72 240V239H71ZM80 240V242H81ZM171 240V241H170ZM195 240V239H193ZM216 240V239H214ZM226 240V239H225ZM70 241V240H69ZM68 241V242H69ZM94 241V238H93ZM138 241V238H137ZM136 241V242H137ZM201 241V240H200ZM203 241V240H202ZM205 241V240H204ZM211 241V240H210ZM219 241V240H218ZM16 242V241H15ZM46 242H48L46 240ZM71 242V241H70ZM98 242V243H97ZM117 242V243H116ZM125 241H123L124 243ZM139 242V241H138ZM198 242V241H197ZM214 242V241H213ZM225 241H223L222 244H224ZM13 243V242H12ZM11 243V244H12ZM27 243V244H28ZM38 243V242H37ZM43 243V241L41 242ZM84 243V242H83ZM129 243V242H128ZM215 243V242H214ZM221 243V242H220ZM14 244V243H13ZM44 244H46L44 242ZM48 244V243H47ZM46 244V245H47ZM79 243H76V245ZM86 244V245H87ZM127 244V243H126ZM142 244V243H141ZM140 244V245H141ZM39 245V248H41V244H37ZM71 244H68V246H70ZM81 247L83 244H80ZM122 245V244H121ZM137 246L139 245L136 244ZM225 245V244H224ZM227 245V244H226ZM34 246V245H33ZM41 246V247H40ZM66 245H64L63 247H65ZM79 246V245H78ZM124 246L125 245L124 243ZM123 246V247H124ZM26 247V248H25ZM38 247V246H37ZM62 247V246H61ZM80 247V246H79ZM129 247V246H128ZM127 247V249H128ZM136 247V246H135ZM140 248V246H138ZM231 247V246H230ZM32 248V247H31ZM30 248V250H31ZM46 248V247H45ZM48 248V246H47ZM55 248V247H54ZM66 248V247H65ZM85 248V246H84ZM115 248V249H114ZM137 248V250L139 249ZM150 248V249H149ZM224 248V247H223ZM233 248V247H232ZM231 248V249H232ZM235 248V247H234ZM233 248V249H234ZM61 249V248H60ZM76 249V246H75ZM79 249V248H77ZM76 249V250H77ZM86 249V251H87ZM126 249V248H125ZM133 249V248H132ZM136 249V248H135ZM142 249V248H141ZM228 249V248H227ZM33 250V249H32ZM56 250V249H53ZM73 250V249H72ZM71 250V252L69 251V254L67 253V256L64 258L63 255L60 256V259L62 260H66L68 258V264H72V263H77V264H81L80 259L79 258V251L77 252H73ZM75 250V251H76ZM23 251V252H22ZM34 251V250H33ZM41 251V250H40ZM52 251V250H51ZM116 251V250H115ZM126 251V250H125ZM142 251V250H141ZM140 251V252H141ZM14 252V253H13ZM36 252V251H35ZM50 252V250L48 251ZM54 252V251H53ZM65 252V251H64ZM68 252V251H67ZM131 252H133L131 250ZM136 252V250H135ZM146 252V251H145ZM144 252V253H145ZM231 252V251H230ZM44 253V252H43ZM57 253V252H56ZM83 253V252H82ZM124 253V250L122 252ZM120 253V254H122ZM143 253V252H142ZM141 253V254H142ZM229 253V252H228ZM37 254V253H36ZM39 254V253H38ZM49 254V253H48ZM59 254V252H58ZM78 254V255H77ZM132 254V253H131ZM137 255L138 252L136 253ZM235 254V253H234ZM81 255V254H80ZM129 255V254H128ZM233 255V254H232ZM237 255V254H236ZM43 264H46V260L49 259L47 256V253H44L43 255ZM57 256V255H56ZM121 256V255H120ZM141 256V255H139ZM143 256V255H142ZM113 257V256H112ZM111 257V258H112ZM126 257V256H125ZM145 257V256H144ZM158 257H161L160 259H156ZM169 257V258H170ZM58 258V256H57ZM64 258V259H63ZM110 258V259H111ZM124 257L121 256V260ZM143 258V257H142ZM82 259V260H83ZM119 259V260H120ZM128 259V258H127ZM141 259V258H140ZM239 259V258H238ZM39 260V259H38ZM120 260V261H121ZM139 260V259H138ZM172 260V259H171ZM117 261V260H116ZM120 261L118 263H120ZM127 261V260H126ZM240 261V260H239ZM42 262V261H41ZM50 262V261H49ZM62 261L61 260H57L54 262L52 261L49 264H60ZM83 262V261H82ZM125 262V261H124ZM134 262V261H133ZM132 262V263H133ZM138 262V261H137ZM140 262V260H139ZM138 262V263H139ZM142 262V260H141ZM144 262V261H143ZM242 262V261H241ZM240 262V263H241ZM110 263V262H107ZM148 263V264H149ZM84 264V263H83ZM112 264V263H111ZM121 264H124L123 262H121ZM127 264V262H126ZM160 264H162L160 262ZM174 264V263H173Z\"/></svg>",
	"mask_w": 264,
	"mask_h": 264
},
{
	"label": "rangeland",
	"instance_id": "obj_2",
	"mask_svg": "<svg viewBox=\"0 0 264 264\" xmlns=\"http://www.w3.org/2000/svg\"><path fill=\"white\" fill-rule=\"evenodd\" d=\"M84 1V0H83ZM90 1H92V0H90ZM94 1V2H93ZM91 3H89V4H93V6H96V5H100V6H104V7H111V6H113V5H116V2L115 1H113V0H109V1H102V2H100V4H99V2H98V4H96L97 3V1H95V0H93ZM196 1V0H195ZM200 2L201 1H203V2H198V0H197V2L195 3V7H196V10H195V8L193 9V8H190V10L188 11L187 10V12H189V13H191L190 11H192V14H191V18H192V20H191V22H189V26H191L190 27V29L191 30H189V33H188V31L186 30L187 28H186V26L184 27L183 25H182V23L184 24L185 22H186V20H187V18L186 17H184L183 18V14L181 15V11H177L176 13H177V15H176V20L178 21V24L180 25V23H179V21L181 22V25L179 26L180 28H177L178 26L177 25H175V27H174V32L177 30V34L176 33H174L173 32V30H172V27H173V24H172V20H171V18L170 19H167L166 18V16H170L171 15V13H169V15L168 14H165L164 12H163V15H161V16H159V23H160V28L157 26V28L156 29H158L159 30V32L156 30V32H158V33H155V31H154V33H153V35L151 34V35H149V36H146V37H141V36H138V39L139 40H145L147 37V41L149 42L150 41V38H152L151 40H154V38H155V36H157L158 38H162V39H164L165 40V42L163 43L164 45H163V47H161L162 45H158L156 48H155V51H156V49H158L156 52H155V55H153L152 56V59H151V63H152V65H151V63L149 64V63H145L144 65H146V64H149L148 66H146V68H148V67H150V68H148V69H154V67H155V69H157V70H162V72H163V74L161 73V75H163V76H160V74L158 73L157 74V70H154V73H156V74H154V76L156 77H154V79H153V81L151 82L152 83V90H154V92L150 89V92H148V91H146V90H144V91H142L141 93L142 94H140V93H137V92H135V91H133V90H131V91H128V93H130V92H132V95L131 96H127V97H129V99H128V104H126V105H124V106H112V105H108V103L107 104H104L103 106H101L102 107V109H103V112L101 111V107H96L95 105L97 104L98 105V102H99V100H98V98H100V97H106V98H109V99H111L112 97H113V95H114V93L111 91V90H109V91H107V90H105L103 93H101V95H97L95 92H94V90L93 89H81V88H75V86H76V84L75 83H73L72 81H68V80H63V79H61L60 77H63V76H65V75H63L62 74V72H61V66L64 64V62L65 61H67L68 60V58H69V56L67 55V54H61V49L62 50H65V52H67V50L65 49V47L67 46V44H68V42L70 43L72 40H68V39H72V36L73 35H68L67 36V33H65V37H64V39H62V41H63V44L64 45H62L61 47L57 44V42H55L56 40L57 41H60L61 39L59 38L58 39V37H59V34L58 33H50V32H44V33H42L41 34V36H42V38H43V41H44V47H49V46H51V48L53 49V50H55L56 51V47H58L57 48V50L58 51H56V55H53L54 56V58H57L56 60H55V62L53 61H51V63H50V67H51V69L52 70H55V69H58V73L56 72V76H54L53 78H48L47 79V81H46V79H45V81H43V82H41L39 85H38V89L40 88L41 89V91L43 90V91H46V89H45V85H43L44 83H46V82H48V83H50V82H52V81H56V82H61V85H64L63 87H64V91L66 92L65 94H63V97H69V96H71V97H73V98H76V99H78L80 96H82V95H84V94H86V97H88V99H89V101H90V99L91 98H94L95 99V101H96V103L94 104V106H93V108H91L88 104L86 105V106H83V103H79L80 104V106H83L82 108H83V110L84 111H86V114L85 115H87V116H81V118L79 119L80 121H79V125H74L73 126V132H68V129H67V127L69 126V123L67 122V121H65V122H63L64 121V119L62 118V116H59L58 118H55L54 116H55V113H56V111H59L60 110V108H58V110H57V106L55 105V103L54 104H52V105H54V107L56 106V108H54V107H52V106H48V105H46L44 102H43V100L40 98V97H38V96H36V95H34L33 96V86L35 85V83L33 82V79H31V78H29V79H27V80H21L20 78H18L17 76H14V78L12 79V81H11V85L12 86H14V87H16L15 89L17 90L18 89V91H20V92H23V93H25L24 95H25V97H28L29 96V92H30V98H31V100H30V98L28 97V98H26V100H25V98H22V97H19L18 99H15L16 100V102L14 101V104H15V107L13 108V112H12V116H13V118H12V116H11V112H8V113H6L7 111L6 110H4V109H2V111L0 112V115L2 116V117H4L5 115V117H4V119H5V121L7 120V122L8 123H10V125H11V120L10 119H8V118H10V116H11V118H12V125H13V128L15 127V122H16V124L19 122L21 125V131H22V133L20 132V134H22V135H24L23 136V138L21 137L22 135H20V134H16L15 133V130H11L12 128H11V126H10V128L11 129H9V127H6V129H8L9 131L11 130V132L13 133H15L17 136L16 137H13V138H8L7 139V137H6V140H4V141H2L0 144V147H5V146H7V147H5V152H4V148L2 149V148H0V160H1V158H2V156H3V154H5L8 150L10 151L11 149H13L14 148V145L16 144V143H20L21 145L20 146H22L23 147V149L20 147V149H18V154H22V157L23 158H21V159H19V160H17V161H15V158H14V162H12L13 164H15V163H17V169H21V164H22V162H24L26 159H27V161H25L23 164H27V163H29V162H33V161H35L36 159H37V157H38V155L42 152V150L43 149H48V151H49V155H53V157H58V156H60L61 155V153H62V155L63 156H68V155H71V157H72V159L75 161L74 162V167H73V173H72V175L69 173V174H66V175H68V177L65 175V174H63L64 172L62 171L63 169H61V167L60 166H58L57 167V169H59V170H57V172L60 174L59 176L62 178L61 179V184L63 185L62 186V189H63V187H64V189L65 190H67L66 192L68 193V195L67 196H69V197H67V199H69V200H71L72 202H75V196H77V194L79 195V194H88V198L86 197V199H89V200H87L86 201V205L89 207H87L86 205V209L87 210H85V214H83V216H85V217H92V216H94V215H96L95 216V219H96V221H91L93 224H94V222H95V224H94V226H99L100 228L98 229V230H100V233H99V231L97 230V231H95V233L97 232V237H96V235H95V233L93 234V235H95L94 237H93V235H92V240H88V241H90V243L91 242H93V243H91L90 245H93V244H95L96 243V240H98V239H96V238H99V240H100V237H103V238H106L107 239V237L108 238H111V239H118L119 241H120V245H119V247L117 246V247H115L114 249L116 250H114L113 252H109V253H111L110 255L108 254V257H110L111 255H112V253H114V252H117V255L116 256H114L116 253H114V255H112L107 261H105L104 262V264H121V262H123L124 264H126V262H127V264H148L149 263V261H151L150 260V256H148V255H150V253H152L151 252V249L150 250H148L147 249V246H145L144 245V242H141L142 240H141V238H140V236H141V233L140 234H136V233H130V231H129V233H128V231H127V228L129 229L130 227H129V224H130V222L128 221V219H129V217H127L128 215H126V214H128L127 212L125 213L124 211H126L127 209H126V207H125V204L123 203V197L125 196V195H127V194H129V188H126V189H124L123 191H122V195H120V197H119V195H117V198L115 197V196H113L112 194V192H113V190H114V187H115V185H116V181L118 180V177H117V175H115L113 172H111L110 171V168H108L109 167V161L108 162H103V164H102V161L100 160L99 161V159H98V157H97V155H98V152H96L97 150H99V149H101V148H104L105 150L107 149V151L109 152V151H111L112 152V154L113 153H115V154H113L112 156H115V158L114 157H112V156H109L110 157V161H112V162H115V163H117V164H119V165H125L126 164V166H128V168H130V167H132V168H130V169H132V170H134L136 173H138V175H140V176H146L147 174H146V171H145V169H141L140 167H138L139 165L141 166H143V165H145L144 163H143V157H145V156H150V155H152V154H154V155H159L160 156V158L162 159V161H163V163H164V165L167 167V171L169 172V178L168 179H165V178H163V176L162 175H153L152 176V178H153V180L151 179V177H150V180H147V179H145L146 181H149V182H151V183H154L153 185L154 186H156L157 187V185L158 184H160V185H158L159 186V188L158 189H160L161 187L162 188H164V187H166L165 189H169V190H173L175 193H186L187 191H186V189H184V188H182V187H184L183 186V184L181 183V182H178L179 180H178V177H177V175H175L174 173H173V171H171L168 167V163L170 164V165H172V166H174L173 164H174V162H172V159L173 158H171V157H175L176 159H175V161H177V159L179 158V156H181V155H183L188 161V164H189V167L187 168V173H188V175H190V176H192V178L195 176V178H193L194 180H196V182H197V185L199 186L196 190H195V192L194 191H192V194H198V195H201V194H205V193H209L210 192V190L211 191H217V190H221L222 189V192H224L223 191V189H225V191L226 190H230V188L226 185V184H218V182H219V176H216V174H214V173H212L210 170H209V168L207 167V165H205L203 162H202V157H203V159H212V158H209V157H215V158H217V159H219V162H222V164H225L226 162H227V165H225L226 167H224V172L229 176V177H231L232 179H237V180H235L236 182H238V181H241V182H239L240 184L239 185H249L248 186V189L251 191H249L250 193H251V196L253 197V200L252 201H248V200H244V202H246V203H249L250 202V205L249 206H244L242 203H240V200L241 201H243L242 199H239V202L237 201L236 202V200L235 199H233V200H230L228 203H230V204H234V203H238L236 206H235V209L236 210H244L245 212H247V213H249V215H250V213H251V210H252V213H251V216H253L254 218H256V219H258V220H262V221H264V198L263 197H261L260 196V192L259 191H257V190H255V187H254V182H256V184L258 185V186H260L261 184L262 185H264V177H262V179L260 178V179H252V180H248V178H244L243 179V177H240V175H236L237 173H236V171H232L233 169H230L229 167H228V164H232V165H235L236 164V166H239V163L241 164V162L239 161L242 157L241 156H243V154H245V156L246 157H251L252 159L254 158V159H256V160H258V161H261V160H264V147L262 146V145H264L263 143V141H264V103L263 102H261V101H258L259 100V97H256L255 98V93H257V94H259V95H261V97L262 98H264L263 96H264V94H261V92L263 91L264 92V58L263 59H256L255 61H251V62H253V63H251V62H248V63H251V64H248L247 66H245L244 67V65H240L239 67H232L230 64H228L227 62H224L225 61V59L223 58V56H224V54L227 52V53H230L232 56H235V55H237L235 52H236V50H231V49H228V48H225V47H223V46H221L222 44H221V42H220V40H218V39H215V40H217V42H215L214 41V38H213V36H215V35H218L219 33H218V30H220V29H218V30H212V29H208V27H205V26H202L203 27V30L201 29V28H195V26L194 25H197V26H201V24L203 23H205V24H207L206 22H209V21H211L212 23L214 22V21H212V18H211V15H210V13L208 14V12H210L211 11V8L209 9V10H207V7L209 8L210 7V4H207V2L205 1V0H199ZM111 2V3H110ZM151 2V1H150ZM206 2V3H205ZM144 3H146V1L144 2ZM143 2H141V8H140V10L143 12V15H145V16H149V11H148V9L147 8H149V6H148V4L146 5V4H144ZM147 3H149V1H147ZM107 4H109V6H107ZM64 6V5H63ZM91 6V5H90ZM147 6V7H146ZM197 7H199V8H197ZM113 8H115V6L114 7H112V8H110V9H113ZM203 9V10H200V9ZM63 10H65L64 9V7L62 8ZM61 9V11H63ZM98 10L99 9H101L99 6H98V8H97ZM95 10V11H98V10ZM192 9V10H191ZM194 10V11H193ZM87 11V8L86 9H84V8H80V11H79V13H75L72 17H71V19L72 18H75L76 20H78L80 17H81V15L82 16H84V15H87V13H83V12H86ZM104 11V10H103ZM195 11H197L198 13H196ZM69 13V16H70V12H68ZM179 13V14H178ZM205 13V14H204ZM213 13V12H212ZM78 14V15H77ZM203 14H204V16H203ZM207 14V15H206ZM95 16H94V18H93V15L92 16H90V15H87V17H88V20H89V18H90V20H89V22L91 21V23H89L92 27H94V29H88L89 30V32H88V30L87 31H85L82 35H84V37L82 36V35H80L79 33H80V31H79V33L77 34V36H76V39H77V42H76V44L75 43H73L74 45H77L78 43L80 44H78V46H80L81 47V45L82 46H84L85 45V43H88L89 42V44L92 46V47H95V48H99V47H105L106 48V51H108L109 49H110V44H111V42H113L114 40H113V38H114V34H112V33H114L115 31H109L111 28L109 27L108 28V30H104L103 32L99 29V28H97V27H95V26H97V25H95V24H98L97 23V20H94V19H96V18H102L100 15H98V14H94ZM164 15H166V16H164ZM192 15H193V17H192ZM242 15H244V17L242 16ZM242 15H239L238 17H240V18H232V17H228V19H234V20H236L237 21V23H236V21H235V23H236V25L238 26V24L240 23L241 24V28H247V29H249V28H253V21L254 20H252V17L253 16H248V13L244 10V13L242 14ZM179 16V17H178ZM224 15L223 14H220V15H217V17L218 18H215V20L217 21H222V17H223ZM181 17V18H180ZM206 17H208V18H206ZM209 17H210V19H209ZM220 17V18H219ZM164 18V19H163ZM199 18H200V20L201 21H199ZM248 18V19H247ZM251 18V19H250ZM258 18V20L260 21V18L259 17H257ZM70 19V20H71ZM92 19H93V21H92ZM197 19V20H196ZM251 21H250V20ZM254 19V18H253ZM169 20V21H168ZM176 20H175V22H176ZM214 20V19H213ZM194 21H195V23H194ZM201 23H199V22ZM224 22H222V23H226V20H223ZM192 22H193V24H192ZM196 22H198L197 24H196ZM239 22V23H238ZM255 22V21H254ZM215 23V22H214ZM248 25H247V24ZM163 24H164V26H163ZM176 24V23H175ZM192 24V25H191ZM224 24H222V25H224ZM239 24V25H240ZM185 25V24H184ZM236 25L233 27V26H230V25H225V26H222V28L224 27V28H227L228 26H230V28H232L231 30H235V29H237V27H236ZM70 26V25H69ZM183 26V28H181ZM194 26V27H193ZM249 26V27H248ZM86 27V26H85ZM70 28L72 29V27L70 26ZM77 28V27H76ZM184 28H186V29H184ZM207 28V29H206ZM222 29V31H224L225 29ZM230 28H228V29H230ZM87 29V28H86ZM98 29V30H97ZM165 29H166V31H165ZM181 30L182 31V29L184 30V31H182V32H184V33H187V35L189 36H191V38L192 39H194V43H192V45L191 46H188V44L185 42V57L184 58H182V56L181 55H178V56H176V57H172L171 56V54H172V52H175L176 51V49H177V51L179 50L181 53L183 52V49H181V48H177V47H172V45L171 44H173L174 43V41L172 40V38L171 37H174L175 36V34H176V36L177 35H179V37H180V35H181V37H182V32L180 31H178V30ZM194 29V30H193ZM199 29V30H198ZM97 30V31H96ZM111 30H113V29H111ZM209 30L211 31L210 33H209ZM95 31V32H94ZM99 31V32H98ZM185 31H187V32H185ZM190 31H192V32H190ZM221 31V32H222ZM98 32V33H97ZM108 32V33H107ZM162 32V33H161ZM168 34H167V33ZM208 32V33H207ZM248 32V31H247ZM101 33V34H100ZM106 33H107V35L109 34V35H111V39L110 40H107L106 41V39H105V36H106ZM183 33V34H184ZM192 33V34H191ZM205 33H207V34H205ZM48 34V35H47ZM89 34V35H88ZM99 34V35H98ZM199 34V35H198ZM86 35V36H85ZM163 37H162V36ZM186 35V36H187ZM202 35H204V39L202 38ZM249 35V34H248ZM71 36V37H70ZM117 36L119 37V35L117 34ZM154 36V37H153ZM193 36H194V38H193ZM196 36H198V37H196ZM221 36H222V34H221ZM100 37V38H99ZM113 37V38H112ZM169 37V38H168ZM178 37V36H177ZM209 37V38H208ZM219 37V36H218ZM53 38V39H52ZM66 38V39H65ZM198 38V39H197ZM213 38V39H212ZM102 39V40H101ZM149 39V40H148ZM156 39V38H155ZM211 39V40H210ZM48 40L50 41V42H48ZM53 40V41H52ZM64 40H66V41H64ZM83 40V41H82ZM168 40V41H167ZM198 40V41H197ZM204 41L205 43H206V45H205V47H203L201 44H200V41ZM96 41V42H95ZM146 41V40H145ZM213 41V42H212ZM235 40H233V45H236V44H238V42H234ZM42 42V40L40 41L39 40V43H41ZM65 42H67L66 44H65ZM74 42V41H73ZM95 42V43H94ZM171 42V43H170ZM197 42H199V44L197 43ZM208 42L210 43V42H212L211 44H208ZM43 43V42H42ZM52 43V44H51ZM92 43V44H91ZM197 43V44H196ZM217 43V44H216ZM35 46H41L42 47V45L41 44H38V43H33ZM48 44H50V45H48ZM97 44V45H96ZM99 44V45H98ZM103 44H104V46H103ZM214 44V45H213ZM215 44L217 45V46H215ZM240 44V43H239ZM47 45V46H46ZM199 45V46H198ZM240 45H242V44H240ZM240 45H237V47L239 48L240 47ZM108 46V47H107ZM218 47V48H214V47ZM164 47H166V48H164ZM173 49H172V48ZM199 47H201V48H199ZM164 48V50H162ZM193 48H195V49H193ZM206 48H208V49H206ZM224 48V49H223ZM249 48H250V50H249ZM169 49H170V51H169ZM201 51H200V50ZM218 49V50H217ZM219 49H221V50H223L222 51V57H219V56H217L216 55V52L217 51H219ZM240 50H243V51H251V49L252 50H255V46L254 47H252V46H250V47H243V48H239ZM248 49V50H247ZM161 50V51H160ZM204 50V51H203ZM206 50V51H205ZM214 50H216V51H214ZM229 50H231V51H229ZM159 51V52H158ZM213 51V52H212ZM233 51V52H232ZM235 51V52H234ZM59 52V54H61L60 56H59V54H57ZM164 52H165V54H164ZM167 52V53H166ZM203 52H205V53H203ZM213 54H212V53ZM215 52V53H214ZM94 54V55H92L91 56V54ZM99 53H101V52H99ZM160 53V54H159ZM194 53V54H193ZM209 55H208V54ZM233 53L235 54V55H233ZM88 54H89V58H88V60H90V59H92V58H98V57H103L104 55H101V54H98V52H91V54L90 53H87L86 54V56L88 57ZM167 56L166 58H165V56ZM169 55V56H168ZM206 55V56H205ZM68 56V57H67ZM86 56H84V58L86 57ZM187 56V57H186ZM208 56V57H207ZM211 56V57H210ZM61 57H62V60H61ZM66 57V58H65ZM80 57V56H79ZM162 58L161 59V61L162 62H159L158 61V58ZM82 58V57H81ZM65 59V60H64ZM165 59L167 60V61H165ZM83 60H85V59H83ZM160 60V59H159ZM196 60V61H195ZM58 61H60V62H58ZM154 61H156L155 63H154ZM164 61V62H163ZM1 63H4V61L2 62V61H0V64ZM5 63H7L6 61H5ZM163 63V64H162ZM257 63V64H256ZM87 64H88V71L90 70V69H93V66H94V64L92 63V61L90 62V61H87ZM129 64H131V63H129L128 62V64L127 65H129ZM154 64H156V65H154ZM191 64L193 65L194 64V66H191ZM256 64V65H255ZM259 64V65H258ZM92 67H91V66ZM161 65V66H160ZM187 65H189L190 66V68H189V66H187ZM250 65H253V68H252V66H251V68H250ZM258 65V66H257ZM87 66V65H86ZM90 66V67H89ZM204 66H206L207 67V69H206V67H204ZM157 67V68H156ZM162 67H164V68H162ZM192 67V68H191ZM193 67H195V68H193ZM55 68V69H54ZM145 68V67H144ZM145 68V69H146ZM244 68V69H243ZM245 68H246V70H245ZM248 68V69H247ZM138 69H141V68H138ZM164 69V70H163ZM191 69V70H190ZM197 69V70H196ZM136 70V71H135ZM134 71L132 70V71H130L129 72V75L130 76H132L133 78H137V77H140V75H139V73L137 72V69H135ZM169 70L170 71H173V73H174V71H176V73H178L179 71H184L185 72V75H186V79H187V77H190V75L193 77V79H194V81H195V83L196 82H200L199 84H194L196 87H198L199 88V90L198 91H196L195 93H193V94H195L194 95V98H193V101H192V103L194 104H191L190 106H189V104H190V101H191V99L189 98V96H188V94H184V93H182L183 95L181 96L180 94V96L178 95V93H177V91H175V92H172L173 93V95H174V99L173 98H171L169 95H170V93H169V91H167V88H166V82H167V80L169 81V79L168 78H170V76H168L169 74H168V72H169ZM206 70V71H205ZM240 70H242V71H240ZM249 72H248V71ZM146 71V70H145ZM167 73H166V72ZM203 71V72H202ZM208 71V72H207ZM121 73V74H125V72H121V70H116L115 71V73ZM206 72V73H205ZM254 72V73H253ZM133 73V74H132ZM165 73V74H164ZM209 73V74H208ZM59 74V75H58ZM145 74H147V71L145 72ZM168 74V75H167ZM189 74V75H188ZM213 74H214V76H213ZM222 74H223V76H222ZM227 74V75H226ZM251 74V75H250ZM254 74V75H253ZM256 74V75H255ZM53 75H55V74H53V73H50L49 75H47V76H53ZM57 75H58V77H57ZM135 75V76H134ZM139 75V76H138ZM209 75H211V76H209ZM60 76V77H59ZM208 76V77H207ZM222 76V77H221ZM69 77H71L70 75H69ZM88 77V76H87ZM87 77H84V78H87ZM147 77H148V74L147 75H145L144 76V80L146 81V82H149V79H147ZM8 77H5V81L3 82L6 86V88L4 87V89H3V92H5V93H3V95H2V92H0V97L1 98H3L4 96H7V93L9 92V90H10V88H9V78L7 79ZM64 78V77H63ZM65 78H68V77H65ZM128 78V77H127ZM149 78V77H148ZM166 80H165V79ZM16 79V80H15ZM52 79V80H51ZM138 79V78H137ZM155 79H157V80H155ZM253 79H255V80H253ZM14 80V81H13ZM18 80V81H17ZM59 80V81H58ZM256 80H257V82H256ZM259 80V81H258ZM23 81V82H22ZM31 82L32 83V86L30 85L29 86V88H26V84H27V82ZM184 81V80H183ZM194 81H192V83L194 82ZM225 81H227V82H225ZM230 81V82H229ZM248 81V82H247ZM17 82V83H16ZM69 82V83H68ZM121 82H122V79H121ZM121 82H119V84H121ZM176 82L177 83H179V81H177L176 80ZM235 82L237 83V84H235ZM222 83H224V85L222 84ZM17 84H18V86H17ZM75 84V85H74ZM107 84V86H109L110 88H111V86L105 81L104 82V85H106ZM165 84V85H164ZM187 84V83H186ZM219 84L221 85V87L219 86ZM189 84H187V86H188ZM215 85V86H214ZM216 85H218V86H216ZM44 86V87H43ZM72 87V88H70V87ZM177 86H179V85H176V87ZM214 86V87H213ZM223 86V87H222ZM234 86V87H233ZM236 86V87H235ZM247 86V87H246ZM22 87V88H21ZM131 87H134V86H131ZM131 87H126V88H131ZM206 87V88H205ZM218 87V88H217ZM232 87H233V89H232ZM238 87V88H237ZM26 88V89H25ZM30 88H32V90L30 89ZM222 88V89H221ZM231 89V90H229V89ZM240 88V89H239ZM133 89V88H132ZM221 91H220V90ZM76 90V91H75ZM85 90V91H84ZM216 90V91H215ZM227 90V91H226ZM32 91V92H31ZM40 91V90H39ZM237 91H239V92H237ZM28 92V93H27ZM199 92V93H198ZM204 92V93H203ZM207 92L209 93V94H207ZM216 92V93H215ZM73 93V94H72ZM169 93V94H168ZM218 93V94H217ZM229 95H228V94ZM231 93V94H230ZM236 93V94H235ZM20 94V93H19ZM26 94H28V95H26ZM32 94V95H31ZM72 94V95H71ZM87 94H89V95H87ZM139 94V95H138ZM239 94H241V95H239ZM74 95V96H73ZM108 95V96H107ZM185 95V96H184ZM201 95V96H200ZM226 95V96H225ZM236 95V96H235ZM91 96V97H90ZM112 96V97H111ZM193 96V95H192ZM214 96V97H213ZM220 96V97H219ZM222 96V97H221ZM227 96H229V97H227ZM111 97V98H110ZM136 97V98H135ZM143 97V98H142ZM178 99H177V98ZM182 97H184V99L182 98ZM199 97V98H198ZM206 97V98H205ZM234 97H236V100H235V98ZM0 98V99H1ZM20 98H22V99H20ZM135 98V99H134ZM163 98H165V101L163 102ZM167 98V99H166ZM177 100H176V99ZM203 100H202V99ZM208 98V99H207ZM218 98V99H217ZM221 98H224V99H221ZM232 101H230L229 99ZM232 98V99H231ZM105 99V98H104ZM104 99H100V100H102V101H106V100H104ZM116 99L117 98H115V99H113V100H110V101H113V105H117V102H116ZM133 99V100H132ZM186 99H188V101L186 100ZM197 99H199V100H201V101H197ZM219 99H221V100H219ZM228 99V100H227ZM2 100H5V98H3ZM31 102H30V101ZM145 101V103H144V101ZM17 101H18V103H17ZM20 101V102H19ZM133 101V102H132ZM140 101H142V102H140ZM170 101H173V103H172V105H170L171 103H169ZM195 101H196V103H195ZM34 102L36 103L35 105H34ZM37 102H38V104H37ZM40 102V103H39ZM42 102V103H41ZM62 102H63V100H62ZM160 103V104H157L158 106H159V108H161L162 110H164V109H167V111H170L171 112V116H172V118H175L176 119V124H177V126H178V128H176L177 126L175 125V124H168L167 122H169L168 120H167V122L166 123H163L162 122V119H159V118H156V116L159 114V112H158V110H155L153 107L155 106V105H153V103ZM161 102H163V104H161ZM175 102V103H174ZM177 102V103H176ZM180 102V104L181 105H179L178 103ZM182 102V103H181ZM200 102V103H199ZM218 102V103H217ZM226 102H228V103H226ZM259 102V103H258ZM262 104H261V103ZM90 103H91V101H90ZM188 103V104H187ZM210 103V104H209ZM13 104V105H14ZM19 104H23V106H19ZM28 104V105H27ZM44 104V105H43ZM92 104V103H91ZM202 106H201V105ZM256 104V105H255ZM260 106V108H259V106ZM12 105V106H13ZM25 105V106H24ZM32 105V106H31ZM39 105V106H38ZM45 107L46 106V108H44L43 106ZM145 105V106H144ZM183 105V106H182ZM223 105H227V107L226 106H223ZM17 106H19V107H17ZM108 106V107H107ZM138 106V107H137ZM144 106V107H143ZM182 106V107H181ZM187 106H189V108H191V109H188L187 108ZM202 107V108H200V107ZM204 106V107H203ZM206 106V107H205ZM181 107V108H180ZM184 107H186V108H184ZM235 107V109L234 110H236V109H238V108H242V107H245V109H244V111L246 112V114H242L240 117L241 118H238L237 119V115H236V112L232 109V108H234ZM0 108H2V106H0ZM23 108V109H22ZM25 108H27V109H25ZM52 108H54V109H52ZM75 109H78L79 107H74ZM139 108H141V109H139ZM224 108H226V109H224ZM25 110L24 112H22V114H21V117L20 116H17L16 115V113H17V111H19V110ZM38 109V110H37ZM97 109V110H96ZM201 109V111H199ZM205 109V110H204ZM230 109V110H229ZM28 110V111H27ZM39 110H41V111H39ZM49 110H51V111H49ZM55 110V111H54ZM107 110V111H106ZM140 110V111H139ZM193 111V115L191 116V112L190 111ZM219 110V111H218ZM256 110V111H255ZM10 111V110H9ZM114 111V112H113ZM119 112L120 114H121V117L125 120L124 122H121L120 124H116L115 122H116V117H115V115H114V113H116V112ZM143 111V112H142ZM232 111H234V112H232ZM3 112H4V114H3ZM88 112V113H87ZM99 112H100V114L101 115H99ZM109 112V113H108ZM6 113V114H5ZM9 113H10V115H9ZM24 113V114H23ZM39 113H41V114H39ZM48 113V114H47ZM104 113V114H103ZM112 113V114H111ZM142 113H144L145 115H143ZM147 113H148V115H147ZM14 114V115H13ZM33 114L34 115H36V117L35 116H33ZM142 114V115H141ZM153 114V115H152ZM216 114V115H215ZM7 115H9V117L7 116ZM23 115H24V117H23ZM29 115H31L30 117L32 118V119H30L29 118ZM182 115V116H181ZM187 117H186V116ZM194 115H195V118H193L194 117ZM47 118H46V117ZM175 116V117H174ZM223 116V117H222ZM233 116V118H231ZM7 117V118H6ZM16 117V118H15ZM34 117H35V120H36V118H37V120L40 118V123L38 122V121H36L37 123V125L35 124V120H34ZM45 117V118H44ZM100 117H102V118H100ZM177 117V118H176ZM192 117V118H191ZM202 117V118H201ZM207 117V118H206ZM246 117V119L248 120L249 118V120L248 121H245L246 119H244ZM16 119V121L15 120H13V119ZM19 119V121H18V119ZM24 118V119H23ZM25 118H27L28 120H26ZM62 118V119H61ZM85 118H87V119H85ZM114 118V119H113ZM179 118V119H178ZM219 118V120H221V121H219V120H217ZM43 119V120H42ZM113 119V120H112ZM142 119V120H141ZM148 119V120H147ZM178 119V120H177ZM185 120V121H182V120ZM189 119V120H188ZM228 119V120H227ZM260 119H261V121H260ZM24 120H26V122L24 121ZM29 120H30V122H29ZM141 120V121H140ZM155 120V121H154ZM198 120H200V121H198ZM238 120V121H237ZM242 120V121H241ZM22 123H21V122ZM24 121V122H23ZM28 121V122H27ZM32 121H33V124H35L34 125V127H33V124H32ZM53 121V122H52ZM55 121V122H54ZM60 121V122H59ZM87 121H89V122H87ZM134 121V122H133ZM157 121V122H156ZM187 121V122H186ZM138 122H140V123H138ZM179 122V123H178ZM185 124L184 126H183V123ZM191 122V123H190ZM243 122V123H242ZM247 122V123H246ZM250 122H252L253 124H255L256 126L254 127V125L252 124V123H250ZM30 123V124H29ZM90 123H92V124H90ZM106 123V124H105ZM112 123V124H111ZM138 123V124H137ZM142 123V124H141ZM157 123V124H156ZM239 123V124H238ZM263 123V124H262ZM40 124H41V126H40ZM141 124V125H140ZM150 124H151V126H150ZM159 124V125H158ZM164 124V125H163ZM191 124H192V126H191ZM234 124V125H233ZM241 124H243L244 125V127L242 128V127H240V125ZM248 124V125H247ZM249 124H250V126H249ZM252 124V125H251ZM259 124V125H258ZM22 125H23V127H22ZM28 125V126H27ZM56 125V126H55ZM103 125V126H102ZM107 125V126H106ZM163 125V126H162ZM170 125V126H169ZM198 127H197V126ZM227 125V126H226ZM51 126V127H50ZM63 126H65V127H63ZM97 126H99V127H97ZM144 126V127H143ZM165 126V127H164ZM175 126V127H174ZM191 126V127H190ZM246 126H248L249 128H247L246 129ZM260 126V127H259ZM26 127V128H25ZM30 127H32L31 129H33V130H31L30 129ZM39 127V128H38ZM50 127V128H49ZM78 127L80 128V129H82V132H84V130H85V132L87 131V133H80L79 131H80V129H78ZM84 127V128H83ZM91 127V128H90ZM105 127V128H104ZM113 127H115V129L113 128ZM149 127V128H148ZM161 127V128H160ZM163 127V128H162ZM169 127H171V128H169ZM223 127V128H222ZM260 129H259V128ZM16 128V127H15ZM56 128V129H55ZM61 128V129H60ZM111 128V129H110ZM122 128V129H121ZM183 128V129H182ZM188 128V129H187ZM195 128H197V130H195ZM203 129V130H201V129ZM207 128V129H206ZM229 128H230V130H229ZM232 128V129H231ZM253 130H252V129ZM257 128V129H256ZM5 129V126H4V130H6ZM48 129V130H47ZM63 129V130H62ZM90 129V130H89ZM97 129L100 131V133H101V135H102V137H103V139H104V141H107V144H103L101 141V139L99 138H97ZM161 129H162V131H161ZM175 129V130H174ZM191 129H193V130H191ZM206 129V130H205ZM209 129V130H208ZM243 129V130H242ZM172 130H174V131H172ZM228 130V131H227ZM237 130V131H236ZM245 130V131H244ZM260 130V131H259ZM54 133H53V132ZM108 131V132H107ZM127 131V132H126ZM131 131V132H130ZM181 131H182V133H181ZM239 131V132H238ZM241 131H243V132H241ZM249 131V132H248ZM42 132H47L46 134V137L44 138V139H39V137L41 136L42 137V135H43V133ZM52 132V133H51ZM60 132V133H59ZM92 132V133H91ZM96 134H95V133ZM116 132V133H115ZM119 132V133H118ZM123 132V133H122ZM173 132V133H172ZM177 132V133H176ZM192 132V133H191ZM241 132V133H240ZM255 132V133H254ZM42 133V134H41ZM76 133H78V134H76ZM117 133L118 134H120V135H124L123 136V138H122V140L120 139V140H118L117 141V139H115L114 137H111V135L113 134V135H117ZM126 133V134H125ZM139 133H141V134H139ZM143 133H145V134H143ZM161 134L160 135V137H159V134ZM185 133H186V135H185ZM38 134V135H37ZM49 134V135H48ZM50 134H52V135H50ZM53 134H55V135H53ZM59 134V135H58ZM64 134H66V135H64ZM71 134V135H70ZM81 134V135H80ZM136 134V135H135ZM189 134V135H188ZM244 134L246 135V136H244ZM38 137H37V136ZM62 135V136H61ZM129 135H130V138H129ZM168 135V136H167ZM171 135V136H170ZM233 135V136H232ZM239 136L238 138L236 137V136ZM241 135V136H240ZM251 137H250V136ZM260 135V136H259ZM34 136V137H33ZM51 136V137H50ZM71 136V137H70ZM81 136V137H80ZM128 136V137H127ZM137 136H138V138H137ZM177 138H176V137ZM181 136H183L182 138H181ZM206 136V137H205ZM207 136H208V138H207ZM235 136V137H234ZM26 137V138H25ZM35 137H37V139H38V141H37V139L35 140ZM48 137V138H47ZM61 137V138H60ZM62 137H63V139H62ZM68 137V138H67ZM94 137V138H93ZM126 137V138H125ZM147 137V138H146ZM199 137H201V138H199ZM205 137V138H204ZM247 138V139H245V138ZM21 138H22V140H21ZM66 138V139H65ZM76 138V139H75ZM83 138V139H82ZM159 138H161V139H163V141L161 140V139H159ZM254 138V139H253ZM25 139V140H24ZM60 139V140H59ZM115 139V140H114ZM141 139V140H140ZM157 139V141H154V140H156ZM182 139V140H181ZM184 139V140H183ZM188 139V140H187ZM233 139V140H232ZM257 139V140H256ZM17 140H20L19 142H16ZM69 140V141H68ZM71 140H76V141H71ZM79 140V141H78ZM91 140V141H90ZM132 140V141H131ZM134 140H136L135 142H134ZM165 140H166V142H165ZM178 140V141H177ZM191 140H193V141H191ZM194 140H195V142H194ZM232 140V141H231ZM29 143H28V142ZM36 141V142H35ZM88 141V142H87ZM109 141H112V143H110ZM145 141V142H144ZM154 143H153V142ZM159 141V142H158ZM181 141H186V144L184 143V142H181ZM197 141V142H196ZM227 141H228V143H227ZM241 141V142H240ZM253 141V142H252ZM263 143H262V142ZM39 142V143H38ZM42 142H44V143H42ZM56 142V143H55ZM61 142H68V144L70 145L69 147H67V149H63V147H65L63 144V146L61 145ZM71 142V143H70ZM75 142V143H74ZM121 142V143H120ZM171 142V144L169 145V143ZM181 142V143H180ZM207 144V145H205V143ZM214 142V143H213ZM240 144H239V143ZM6 143H8V144H6ZM47 143V144H46ZM74 143V144H73ZM85 143V144H84ZM132 143V144H131ZM136 143V144H135ZM151 143V144H150ZM180 143V144H179ZM187 143H188V146H187ZM194 143V144H193ZM203 143V144H202ZM211 143V144H210ZM250 143H251V146H250ZM255 143V144H254ZM258 143V144H257ZM3 144V145H2ZM5 144V145H4ZM35 146H34V145ZM36 144H38V146L40 147H38ZM42 144H45V145H42ZM56 144H58V145H56ZM117 144V145H116ZM120 144H127L128 145V148H129V152H132L133 153V150H135V152H142V153H144V156H141V155H134V154H131V153H128V154H125V150L124 149H122V148H120ZM131 144V145H130ZM138 144H140V145H138ZM143 144V145H142ZM153 144V145H152ZM173 144V145H172ZM193 146H191V145ZM202 144V145H201ZM253 144V145H252ZM24 145V146H23ZM41 145V146H40ZM89 145V146H88ZM159 145L161 146V147H159ZM205 147H204V146ZM213 145V146H212ZM223 145V146H222ZM226 145V146H225ZM26 146H28V147H26ZM44 146L46 147V148H44ZM49 146V147H48ZM53 146V147H52ZM93 146H95V148H93ZM107 146V147H106ZM147 146V147H146ZM198 146V147H197ZM244 146V147H243ZM35 147H37L36 149H34ZM48 147V148H47ZM92 147V148H91ZM112 147V148H111ZM198 149H197V148ZM218 147V148H217ZM259 147V149H257ZM262 147V148H261ZM8 148V149H7ZM52 148H53V150H52ZM84 148V149H83ZM132 148V149H131ZM146 148V149H145ZM194 148V149H193ZM261 148V149H260ZM2 149V150H1ZM28 149V150H27ZM30 149V150H29ZM34 149V150H33ZM115 149V150H114ZM207 149H209V150H211V151H209V150H207ZM215 149H218L219 151H220V153H221V150L223 151V153H221V155H222V157H217V154H216V150ZM263 149V150H262ZM32 150H33V153H32ZM39 150V151H38ZM67 150V151H66ZM77 150V151H76ZM172 150V151H171ZM177 150V151H176ZM189 150V151H188ZM191 150V151H190ZM245 150V151H244ZM19 151H20V153H19ZM29 151V152H28ZM37 151V152H36ZM41 151V152H40ZM66 151V152H65ZM123 152L124 153V158L122 157V155H121V152ZM176 151V152H175ZM181 151V152H180ZM185 151V152H184ZM186 151H188V152H186ZM194 151V152H193ZM199 151L201 152L200 154H199ZM257 151V152H256ZM23 152V153H22ZM27 152H28V155H27ZM39 152V153H38ZM54 152V153H53ZM83 154H82V153ZM86 152V153H85ZM91 152V153H90ZM95 152V153H94ZM111 152L109 153V155H111ZM119 152V154H117ZM178 152V153H177ZM180 152V153H179ZM193 152V153H192ZM213 152V153H212ZM260 152V153H259ZM3 153V154H2ZM35 153V154H34ZM60 153V154H59ZM69 153V154H68ZM174 153V154H173ZM177 153V154H176ZM203 153V154H202ZM211 153V154H210ZM230 153V154H229ZM26 154V155H25ZM38 154V155H37ZM97 154V155H96ZM257 154V155H256ZM32 155H34L36 158L34 159V160H30V158H31V156ZM91 155H93L92 157H91ZM94 155H95V157H94ZM167 155V156H166ZM203 155V156H202ZM211 155V156H210ZM230 155V156H229ZM256 155V156H255ZM171 156V157H170ZM202 156V157H201ZM230 158H229V157ZM231 156L232 157H234V156H236V158H235V160L237 161V162H239V163H237L234 159H232L231 158ZM91 158V159H90ZM257 158H259V159H257ZM25 159V160H24ZM116 159H119L118 161L116 160ZM135 159H137L136 161H135ZM197 160V161H195V160ZM85 160V165H86V169H85V171L84 172H82V167H83V161ZM95 161V162H92V161ZM116 160V161H115ZM133 160H134V162H133ZM168 160H170L169 162H167ZM29 161V162H28ZM55 161V163L57 162L58 163V165H59V163L60 162H58V160H54ZM120 161V162H119ZM133 163H132V162ZM166 161V162H165ZM173 161H174V159H173ZM195 161V162H194ZM98 162V163H97ZM122 162V163H121ZM139 162V163H138ZM192 162V163H191ZM82 163V164H81ZM235 163V164H234ZM91 164V165H90ZM95 164H96V166H95ZM98 164V165H97ZM135 166H134V165ZM138 164V165H137ZM0 165H1V163H0ZM94 165V166H93ZM107 165V166H106ZM75 166H77V167H75ZM98 166V167H97ZM102 166H103V169H102ZM195 166H196V168H195ZM204 166V167H203ZM60 167V168H59ZM80 169H79V168ZM106 169H105V168ZM228 167V168H227ZM0 168H2V167H0ZM75 168H77V170L75 169ZM92 168V169H91ZM99 168V169H98ZM109 170H108V169ZM139 168V169H138ZM5 170H6V172H7V170H9L7 167H5L4 168ZM98 169V170H97ZM238 169H241V167H239ZM35 170V171H34ZM32 172H33V174L36 176V174L40 171V169L38 170V169H34ZM91 170V173L89 172ZM96 170H97V172H96ZM106 170H108V171H106ZM139 170H141V171H139ZM201 170V171H200ZM206 170H209V172L208 171H206ZM223 170V169H222ZM14 171V170H13ZM12 171V169H11V173H14V177L11 175V173L10 172H7V174L8 175H10V177L13 179V181H15L14 183H15V185H19V186H22L23 185V182H21V181H23V179H25V178H31L32 176L34 177V179L36 180L37 178H35V176L33 175V174H31L32 172H30V174L28 175V176H26V175H24L23 173H17L18 171H14L13 172ZM38 171V172H37ZM77 171V172H76ZM87 171V172H86ZM93 171H94V173H93ZM106 171V172H105ZM175 171V170H174ZM200 171V172H199ZM16 172V173H15ZM75 172V173H74ZM96 172V173H95ZM108 172V173H107ZM111 172V173H110ZM191 172V173H190ZM208 172V173H207ZM263 172V173H262ZM262 172H260V174H264V170L262 171ZM77 173V174H76ZM79 173V174H78ZM113 173V174H112ZM176 173V172H175ZM212 175H211V174ZM230 173V174H229ZM74 174V175H73ZM94 174L96 175V176H94ZM106 174V176H108V175H111L110 176V178H108V180H109V182H110V184H109V188L107 187V188H105V189H102L101 190V192H99V189H100V186L102 187L104 184H102V183H100L101 181V177L103 176V175H105ZM146 174V175H145ZM209 174V175H208ZM235 176V177H233V175ZM58 175V174H57ZM77 175V176H76ZM83 175V176H82ZM173 175H174V177H173ZM202 175V176H201ZM204 175V176H203ZM211 175V176H210ZM197 176V177H196ZM216 176V177H215ZM0 177H1V174H0ZM72 179H71V178ZM86 178V179H82V180H84V181H80V179L81 178ZM200 177V178H199ZM215 177V178H214ZM239 177V178H238ZM154 178H156V179H154ZM163 178V179H162ZM208 178V179H207ZM98 179V180H97ZM112 179H113V182H112ZM203 179V180H202ZM213 179V180H212ZM243 179V180H242ZM38 181L36 182L37 184H38V186L36 185V183L34 184L35 186H37V187H35L34 185H32V187L30 186V188H29V192H32V190L33 189H35V190H37L38 191V188H39V184H40V182H44V183H46L48 186L50 185V184H48L47 182H45V181H43V180H40V179H37ZM72 180V181H71ZM78 180V181H77ZM86 180V181H85ZM97 180V181H96ZM157 182H156V181ZM172 180V181H171ZM216 180V182H217V184L216 185H213V183H214V181ZM233 180V182H235ZM260 180V181H259ZM73 181H74V183H73ZM93 181V182H92ZM164 183H163V182ZM204 181H206V183L204 182ZM207 181H209L208 183H207ZM247 181V182H246ZM249 181V182H248ZM250 181H253V182H250ZM35 182V181H34ZM33 182V183H34ZM87 184H86V183ZM161 182V183H160ZM19 183V184H18ZM22 185H21V184ZM73 183V184H72ZM97 183V184H96ZM180 183V184H179ZM220 183H222V182H220ZM250 183V184H249ZM84 184H86V185H84ZM91 186H90V185ZM93 184V185H92ZM101 184V185H100ZM163 184V185H162ZM165 184V185H164ZM167 184V185H166ZM170 184H171V186H170ZM96 185V186H95ZM100 185V186H99ZM211 185V186H210ZM225 185V186H224ZM252 185V186H251ZM51 186V185H50ZM49 186V187H50ZM67 186V187H66ZM87 186H88V188H87ZM112 186V187H111ZM173 186V187H172ZM178 186V187H177ZM201 186V187H200ZM205 186V187H204ZM208 186V187H207ZM210 186V187H209ZM216 186H217V189H216ZM224 186V187H223ZM34 187V188H33ZM211 187H213V189L211 188ZM15 188V187H14ZM19 188V187H18ZM44 188V187H43ZM43 188H41L42 190H43ZM75 188H77V189H75ZM84 188H86V189H84ZM99 188V189H98ZM174 188V189H173ZM211 188V189H210ZM70 189V190H69ZM75 189V190H74ZM84 189V190H83ZM92 190V191H90V190ZM127 189H128V191H127ZM178 189V190H177ZM182 189V190H181ZM252 189V190H251ZM17 190V189H16ZM54 190V189H53ZM77 190H80L81 191V193L80 192H77L76 193V191ZM89 190V191H88ZM95 190V191H94ZM98 190V191H97ZM198 190V191H197ZM85 191V192H84ZM97 191V192H96ZM255 191V192H254ZM55 192V191H54ZM105 192V193H104ZM124 192V193H123ZM194 192V193H193ZM259 192V193H258ZM47 196H41L40 198H36L35 199V201H34V205H33V208L31 209V215H29L30 214V210H28V209H26V208H22L21 210V212H19L18 214H20V215H22L23 217H25L26 218V215L28 214V212H29V214L27 215L28 216V219L31 221L32 220V222H30L29 220V222L30 223H35V222H38V220H39V223H41V224H43L44 226H45V228L43 229L45 232L44 233H42L43 232V230L41 231L40 229H41V226H38L39 228L38 229H36V230H38L39 231V233H38V231H36L35 232V237H33V241L32 242H34V243H32L33 245H31V240H29V243L27 244V243H25L24 244V242L22 241V240H19L20 242H19V244L17 243L18 242V240L16 239H14L13 241H11L10 242V244H9V246H15L16 247V245L18 244L20 247H24V246H28L29 247V245H31V250H30V248H26V251H29L30 253H35V254H33V255H36V257H37V261L36 262H38V261H40V262H38V264H43V254L44 253H47V256H49L48 258L49 259H47L46 260V264H49V263H51L52 261L54 262V260L55 261H57L58 259L59 260H61L62 262L60 263V264H68V258L65 260L64 258L67 256V253L69 254V251L71 252V250L73 251V252H77V251H79L80 250V252L77 254L78 256H79V258H82L83 259V255H85V254H87V252H88V249H90V247H92V246H90V245H88L87 243V240L85 241H82L81 240V238L79 237L80 236V233H81V231H82V229H81V227H80V224L78 223V221H76V222H74V224H72V227H71V229H73V230H69L68 231V229H69V227L67 226V224H66V222H64V220L63 219H61V221H59L58 222V220L60 219V217H64L65 215L64 214H66V210L69 208V204H67V199L64 197V198H60V197H56V198H54L53 199V201L55 202V207H54V205L52 204V200H50L49 199V196H50V194L51 193H48V192H44ZM76 193V194H75ZM107 193V194H106ZM214 193V192H213ZM219 193V192H218ZM217 192H215V195L218 197V195L220 194H218ZM255 193V194H254ZM263 193V192H262ZM71 194H73V196H71ZM191 194V193H190ZM257 194V195H256ZM49 195V196H48ZM101 195V197L104 199V200H102V198L101 197H99ZM107 195V196H106ZM213 195V194H212ZM211 195V196H212ZM222 194H220L219 195V198L220 199H222V196H221ZM14 196H17V191L16 192H14V195L12 196V197H14ZM93 196H95L97 199L99 198V200H101V201H99V200H97L95 197H93ZM106 196V197H105ZM109 196V197H108ZM52 197V196H51ZM72 197V198H71ZM90 197V198H89ZM114 197L116 198V200L114 199ZM119 197V198H118ZM191 197H193V196H191ZM225 197V196H224ZM255 197H256V199H255ZM46 198V199H45ZM59 198V199H58ZM101 198V199H100ZM122 198V199H121ZM260 198V199H259ZM56 199V200H55ZM61 199L63 200V201H61ZM110 199V200H109ZM114 199V200H113ZM210 199V198H209ZM228 199V198H227ZM106 200V201H105ZM195 200H200V201H205V200H201L200 198H195ZM259 202H258V201ZM39 201V202H38ZM235 201V202H234ZM254 201H255V203H254ZM257 201V202H256ZM51 202V203H50ZM53 202V203H54ZM60 202H62V203H60ZM87 202L88 203H91V205L90 204H87ZM98 202V203H97ZM116 202V203H115ZM262 202V203H261ZM46 203V204H45ZM97 203V204H96ZM100 203V204H99ZM104 203V204H103ZM114 203V204H113ZM239 203H240V205H239ZM39 204H41L40 206H39ZM43 204H45V205H43ZM48 204L50 205L49 206V209H48ZM58 204H62V205H65L66 204V206H65V208H64V206H62L61 207V205H60V207H59V205ZM94 204V205H93ZM96 204V205H95ZM42 206V207H41ZM68 206V207H67ZM101 206V207H100ZM120 206L122 207V208H120ZM241 207V208H238V207ZM257 206V207H256ZM259 206V207H258ZM263 206V207H262ZM41 207V208H40ZM45 207V208H44ZM51 207V208H50ZM57 207V208H56ZM110 207H112V209L110 208ZM247 207V208H246ZM251 207V208H250ZM1 209H0V216H2L3 215V212H2V207H0ZM56 208V209H55ZM90 208L92 209V211H90ZM102 209V211H101V209ZM35 209V210H34ZM63 210L64 209V213H63V211L61 212V214L59 213V212H57L56 210ZM256 209V210H255ZM33 210V211H32ZM37 210V212H35ZM49 210V212L51 213L50 215H53V217H51L50 215H49V212H47ZM95 210H97V211H95ZM247 210V211H246ZM250 210V211H249ZM87 211V212H86ZM108 211V212H107ZM128 211V210H127ZM249 211V212H248ZM254 211H257V212H254ZM260 211V212H259ZM33 212V213H32ZM44 212V213H43ZM55 212V213H54ZM56 212L58 213V214H56ZM92 212H93V214H92ZM95 212V213H94ZM103 212V213H102ZM121 212V213H120ZM23 213V214H22ZM43 213V214H42ZM87 213V214H86ZM101 213H102V215H101ZM118 213V215H120V214H122L121 215V217H122V219H123V221H124V218L123 217H125L126 216V223L124 224V223H122V220H121V218H120V216L118 217V215H117V217H115L116 216V214ZM256 213V214H255ZM261 213V214H260ZM33 214V215H32ZM36 216H35V215ZM45 214V215H44ZM57 215V218H55L56 217V215ZM92 215V216H87V215ZM103 214H105V215H103ZM113 214V215H112ZM114 214H115V216H114ZM124 214H125V216H124ZM42 215H44V216H42ZM112 215V216H111ZM263 215V216H262ZM21 216V217H22ZM30 216V217H29ZM38 216V217H37ZM49 216V217H48ZM55 216V217H54ZM257 216V217H256ZM44 217V218H43ZM47 217V218H46ZM59 217V218H58ZM62 217V218H63ZM100 218V220H102L103 222H101L100 220H99V218ZM102 217H104L103 219H102ZM259 217L261 218V219H259ZM1 218V217H0ZM35 218V219H34ZM48 218L50 219V218H52L51 219V221H49L48 220ZM89 218V219H90ZM2 219V218H1ZM0 219V222L3 220H1ZM37 219V220H36ZM40 219H41V221H40ZM42 219H44V220H42ZM106 221H105V220ZM112 220H113V222H112ZM34 221V222H33ZM57 221V223L58 224H60L59 226H61V228H58L59 226H58V224L56 225V224H54L53 222H56ZM104 221H105V223H104ZM116 221V222H115ZM107 222V223H106ZM115 222V223H114ZM3 223H5V224H3ZM39 223H37V224H39ZM97 223V224H96ZM98 223H99V225H98ZM104 223V224H103ZM9 224H14V223H11V222H4V220L0 223V235H1V233H2V230L3 229H5V226H7V225H9ZM53 224V225H52ZM63 224V225H62ZM114 224H115V229L114 228H111V227H113L114 226ZM117 224H118V226H117ZM3 225V226H2ZM5 225V226H4ZM54 226V225H56V226H54L55 228H53L52 226ZM74 225V226H73ZM102 225H104L103 227H102ZM107 225V226H106ZM108 225H111V226H108ZM120 225V226H119ZM125 225H126V227H125ZM165 225V224H164ZM157 226H159V225H157V224H155V225H148V227H150L151 229H149V231L148 232H151L152 231V228H155V229H162V230H166L167 232H172L171 233V237L170 236H168L169 237V239H178V240H176V241H183L185 238H187V237H189L187 240H188V242L190 241V242H193V241H195L198 245H202L201 243H203V245H214V244H221V246H222V249H224V251L228 254V255H230L232 258H234L235 259V264H253L252 262H248V261H245L244 260V258H243V256H241L242 255V252H241V249L240 248H238L237 246H232L231 245V243H230V241L229 240H227V238L226 237H224L223 235H222V238H213V237H210V239H209V236L208 237H206V236H198V235H196L195 234V232H194V229H189V230H187V231H181V230H174V229H172V227H170V226H165L166 228H164V226L163 225H161L160 226V228L159 227H157ZM163 226V227H162ZM52 227V228H51ZM68 229H67V228ZM102 227V228H101ZM104 227H106L107 228V230H109V232H110V234H108L107 233V231H106V229L104 228ZM157 227V228H156ZM48 228H50L49 230H48ZM65 228V229H64ZM120 228H122V229H119ZM56 230V232H51L50 233V230ZM63 229H64V233H66L65 235H66V238L68 237V236H70L69 238H68V240H65V242H66V244L64 243V245H66L65 247H63L64 245L62 244V243H60V245L59 246H57L54 242L52 243V245H50V242L54 239L55 240V237L58 235V233H60V232H62L63 231ZM81 229V230H80ZM102 229V230H101ZM125 229H126V231H125ZM170 229V230H169ZM60 230V231H59ZM62 230V231H61ZM116 230V231H115ZM169 230V231H168ZM68 231V232H67ZM113 231H115V232H113ZM116 232H118V233H116ZM125 232H126V234H125ZM175 232V233H174ZM111 233H115V234H117V235H114V234H111ZM121 233H123V234H125V236L123 235V234H121ZM191 233V234H190ZM46 234V235H45ZM68 234H70V235H68ZM75 236H74V235ZM78 234V235H77ZM100 234V235H99ZM130 234H132V236H134V234H135V236L133 237V238H135V239H130L131 238V235H130V237H129V235ZM148 234V233H147ZM178 234V235H177ZM183 234V235H182ZM192 234H193V236H192ZM32 235V234H31ZM39 235H40V237H39ZM68 235V236H67ZM72 235H73V238H72ZM113 237H111V236ZM114 235V236H113ZM123 235V236H122ZM190 235V236H189ZM53 237V238H51V239H49L50 237ZM116 236V237H115ZM120 236H121V238L122 237H125V238H120ZM30 237V236H29ZM38 237V238H37ZM49 237V238H48ZM115 237V238H114ZM174 237V238H173ZM184 237V238H183ZM195 237H197V238H195ZM206 237V238H205ZM35 238H37V239H35ZM80 238V239H79ZM93 238H94V241H93ZM137 238H138V241H137ZM183 238V239H182ZM192 238V239H191ZM211 238H213V239H211ZM29 239V238H28ZM40 239V240H39ZM72 239V240H71ZM193 239H195V240H193ZM214 239H216V240H214ZM226 239V240H225ZM46 240L48 241V242H46ZM51 240V241H50ZM71 242H70V241ZM80 240H81V242H80ZM186 239L184 240V241H187ZM201 240V241H200ZM203 240V241H202ZM205 240V241H204ZM211 240V241H210ZM219 240V241H218ZM16 241V242H15ZM43 241V243H41ZM50 241V242H49ZM69 241V242H68ZM123 241H125L124 243H125V245H127V246H124V243H123ZM137 241V242H136ZM171 241V240H170ZM198 241V242H197ZM215 243H214V242ZM223 241H225L224 242V244H222L223 243ZM14 244H13V243ZM39 244H41V248H39V245H37L38 243ZM44 242L47 244H44ZM84 242V243H83ZM129 242V243H128ZM221 242V243H220ZM12 243V244H11ZM76 243H79V244H77L76 245ZM98 243V242H97ZM117 243V242H116ZM127 243V244H126ZM139 243V245L138 246H140V248L136 245V244H138ZM142 243V244H141ZM24 244V246H22ZM68 244H71L70 246H68ZM80 244H83L82 245V247H81V245ZM87 244V245H86ZM122 244V245H121ZM141 244V245H140ZM227 244V245H226ZM17 245V246H18ZM80 247H79V246ZM38 246V247H37ZM47 246H48V248H47ZM62 246V247H61ZM75 246H76V249L77 248H79V249H75ZM84 246H85V248H84ZM124 246V247H123ZM129 246V247H128ZM136 246V247H135ZM231 246V247H230ZM46 247V248H45ZM55 247V248H54ZM89 247V248H88ZM127 247H128V249H127ZM224 247V248H223ZM234 249H233V248ZM61 248V249H60ZM88 248V249H87ZM126 248V249H125ZM133 248V249H132ZM136 248V249H135ZM137 248H139L138 250H137ZM142 248V249H141ZM228 248V249H227ZM232 248V249H231ZM34 251H33V250ZM53 249H56V250H53ZM86 249H87V251H86ZM41 250V251H40ZM50 250V252H48ZM52 250V251H51ZM76 250V251H75ZM123 250H124V253L125 254H123L122 252H123ZM126 250V251H125ZM131 250L133 251V252H131ZM135 250H136V252H135ZM142 250V251H141ZM36 251V252H35ZM54 251V252H53ZM65 251V252H64ZM68 251V252H67ZM141 251V252H140ZM146 251V252H145ZM150 253H149V252ZM231 251V252H230ZM23 252V251H22ZM44 252V253H43ZM57 252V253H56ZM58 252H59V254H58ZM83 252V253H82ZM138 252V254L139 255H141V256H139V255H137L136 253ZM143 252V253H142ZM145 252V253H144ZM229 252V253H228ZM14 253V252H13ZM37 253V254H36ZM39 253V254H38ZM49 253V254H48ZM120 253H122V254H120ZM132 253V254H131ZM142 253V254H141ZM235 253V254H234ZM81 254V255H80ZM129 254V255H128ZM233 254V255H232ZM237 254V255H236ZM58 256V258H57V256ZM61 255H63V259L64 260H62V259H60V256ZM88 256H89V254H87ZM122 257H124L122 260L120 259L121 258V256ZM143 255V256H142ZM126 256V257H125ZM145 256V257H144ZM143 257V258H142ZM170 256L168 255V259L171 261V264H175V262H174V260H173V258L172 257H170ZM128 258V259H127ZM141 258V259H140ZM156 258V257H155ZM158 258V257H157ZM156 258V259H157ZM161 257H159L158 259H160ZM239 258V259H238ZM39 259V260H38ZM82 259H80V261H81V264H86V262H84V259L82 260ZM121 261H120V260ZM140 260V262H139V260ZM172 259V260H171ZM117 260V261H116ZM127 260V261H126ZM141 260H142V262H141ZM240 260V261H239ZM42 261V262H41ZM50 261V262H49ZM83 261V262H82ZM120 261V263H118ZM125 261V262H124ZM134 261V262H133ZM139 263H138V262ZM144 261V262H143ZM242 261V262H241ZM107 262H110V263H107ZM133 262V263H132ZM162 264H163V260H161L160 261ZM160 262L158 263V264H160ZM241 262V263H240ZM72 264H77V263H72ZM100 264H101V260H100ZM149 264H152V263H149ZM190 264H195L194 262H191ZM254 264H264V263H261L260 261H258V260H256L255 262H254Z\"/></svg>",
	"mask_w": 264,
	"mask_h": 264
}]
</instances>
